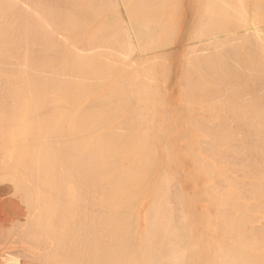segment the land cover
Masks as SVG:
<instances>
[{
    "label": "bare ground",
    "instance_id": "1",
    "mask_svg": "<svg viewBox=\"0 0 264 264\" xmlns=\"http://www.w3.org/2000/svg\"><path fill=\"white\" fill-rule=\"evenodd\" d=\"M59 1H61L60 3H59ZM137 1L138 0H98V2H100V3H103L101 6L100 5H96V4H93L94 2H92V0H0V17L1 16H4V18H2L3 20L4 19H6V17H9L7 14H9L10 15V17L12 16L13 17V20H11V22L8 20V18H7V22H5V21H3L2 20V22H0V23H2L1 25H0V31H1V26L3 25V24H5V23H7V25L8 24H10V25H8V26H13L14 25V27L15 28H17L18 29V27H20V25H21V32L23 33H21L24 37H25V39H26V41H29V42H37V43H40V46L42 47H40V48H38V49H36L37 51H40L41 53L43 52V54H45V56L43 55V54H41V56H42V59H40V61L38 60L41 56H39V57H37L36 58V60H38L39 62H40V64H36L35 66H34V64H35V61H32V60H28L29 58H31V57H29L28 59H26L27 57H26V55L27 54H29L30 52L31 53H34V52H32L33 50H31V48L32 47H30V50L29 49H27V50H29L30 52H28L27 50V52L26 51H24L23 53H21V51H20V53H21V55H19V56H21L20 58H21V60H20V62H17V64H15L16 66V68H14V72H12L11 71V69H9L8 71H9V73L10 74H7L6 76L8 77L9 76V78H7V81H6V83L7 82H9V85H12V87H15V88H18L17 86H20L18 89H22V87L24 88V87H30V89H29V91L31 90V88L34 86L36 89H39V88H37L38 86H41L40 88L41 89H39V90H41V91H43V89L44 90H46L47 88H49V86H51V88H53L55 91H54V93L51 91V93H53L52 95H53V103L48 107V106H44L43 107V105H44V103L42 104V106L40 107V105H38L37 107L36 106H34L35 108H32V104L31 103H29V106H31V109L30 108H27L26 106L25 107H23V108H26L25 109V111L23 112L22 110H21V115L20 116H17L16 118H14V117H12L13 118V120L14 121H12L11 122V124L9 123V121H8V126H11L10 127V129H9V131L10 132H12V133H10V135H8V137H6V140L4 141V139H3V142H1L0 141V150L2 149V150H4V152L5 151H7V154L8 153H11V156H12V159L11 160H9L7 157L9 156V154H8V156H6V158L9 160L7 163H5V164H7V166H8V168H10L12 171H13V174L11 175V178L9 179L8 178V181H10V184H11V186L12 187H8L7 186V188H11L12 189V191H11V193L12 194H14V195H16L17 194V190H19L20 189V187L24 190V193H25V195H26V199L28 200V201H31V199L33 200V199H36V201H38V202H40L41 203V205L43 206V208L42 209H50V211H52L50 214H52L54 211L55 212H57L56 214H58V211H60L61 209V215H62V213H63V206L65 207V206H67V210H68V212L71 214V215H75V213H76V211H77V213L81 210V208H80V205H81V203H78V201H79V199H78V197H79V195H81V193L83 192H81L80 194H78L79 192H80V189L81 188H83L82 186L80 187L79 185H83L84 184V182L86 181V183H87V186H86V189H82V190H85L87 193H88V198H87V200L89 199V197H91L90 199H92L94 196H92L93 195V193H94V191L96 190L97 191V193H99V194H95V197L97 196V195H99L98 197L100 198V202L99 203H97L98 205L96 206V209H97V211L98 212H100V214H101V217H100V219H97V220H99L98 221V223H97V227H95L96 229H98V242H96L95 241V239L94 238H92L95 242H96V245L94 244V242H93V244L95 245L94 247L95 248H93V250H95L97 247H99V246H97V243H99L100 244V251H101V253H99L100 255H101V260H97V257H96V261L98 262H101L102 261V263L101 264H221V263H223V264H249V262L247 263V261H250V260H252L253 258L254 259H256V258H258L259 257V259H261V260H257V261H259V263H260V261H261V263H262V259L264 258V250L263 251H261V250H259V248L261 249L262 247H264L263 245H262V243H263V240L261 241V244L259 243V245L257 244V242H258V238H257V241L256 240H252L255 236V233L253 234V238H252V234H251V240L252 241H256V244L258 245V246H261L262 245V247H259L258 249H257V252H258V250L260 251V253L261 254H263L262 256L260 255L259 256V254L257 255V252H256V247H257V245L255 244V246L256 247H254L253 246V248H255L254 250H255V252L256 253H252L251 252V255L252 254H256L255 255V257H248L250 254V252H249V247L251 246L250 244L251 243H249V242H246L247 241V239H248V236H249V233H252V230L255 228H252V230H251V232H246V233H248V235L246 236V238L247 239H245V241L244 240H242V239H240V242H241V244L239 245L238 243H240V242H237L234 238L237 236L236 234H235V231L237 232V226H238V228H240V225H239V223H237V224H235L236 222H233V223H231V224H233V225H231V229H229V228H227V226L228 225H226V226H224L222 223H224V221H223V216H222V218L220 217V221L222 220V222H220L222 225H223V227H225V228H223L222 229V231H226V230H234L235 229V227H234V225H237L236 226V230H234V233H233V231L231 232L232 234H234V235H236V236H234V238H232L233 237V235H230V232L228 231H226L227 232V234L225 233V232H222V236H224L225 237V239H226V241H228V240H232V239H234L232 242L230 241V243L229 242H225V241H222V240H220V239H218V240H220V241H222L223 242V244L225 245V243H228V245L229 246H231V248H230V250H232V249H234V251L233 252H231L230 251V254L228 253L229 251V249L227 250L226 249V251H228V252H226V253H228V254H223L224 253V249H223V253L221 252V250H220V252H218V254L220 255V259H223L224 258V256H227V258H224V260L225 259H227L226 261H223V262H221L220 261V259L218 258V259H216V261L215 262H213L214 260H215V256H214V252L212 253V251H210L212 248L211 247H209L208 246V248H211V249H207L206 247H205V245H206V243L204 244L203 243V240H202V243H201V240L199 241V239L201 238V236L199 237V239L198 238H196V234H195V231L197 230L196 228H198V227H196L195 229H193V225H192V223H191V218L194 216L195 218H196V216L195 215H193L192 216V214H191V212H192V209L194 208L193 207V202L191 203V201H189L190 200V196H188L189 197V200H188V198H186L185 196H186V194H188V193H190L189 192V187H188V193H186V191H183V192H185V195H184V199H182V198H180L179 197V195L178 194H180L179 192L180 191H174V190H172V191H170L171 193H173L174 194V192L175 193H177L178 192V194H174L175 196H173L170 192H169V190H167V187H168V184H167V181H169V182H171L172 183V181L171 180H167L166 181V177H163V178H166L164 181L166 182V183H164V181H163V183L166 185L167 184V186L165 187V185L163 184V186L160 184V183H162L161 181L159 182V184H157L158 183V180L157 181H155V179L156 178H159V177H161L160 175L158 176V177H155V179H153L154 177H152V176H154V172L153 171H149V168L148 169H144V165L143 166H141L140 164H137V161L138 162H142V161H144V160H142V158H141V156L139 157V154L141 155V153L139 152V154L137 155V151H139V147L137 148V149H135V147L137 146H133V147H131V148H128V149H126V147H127V145H128V141H129V143L131 144L130 146H132V144H135L134 142L136 141L137 142V139L136 138H138L136 135L139 133V131H137V133L135 132V129H133V124L131 123L130 124V121H132V120H130L131 119V117H130V115L132 114L131 113V111L129 112V114L130 115H128V111H126L128 108H129V105H132V104H134L133 103V101L132 100H130L131 102H132V104H129L128 105V108H126V110H125V112H124V114L127 112V116H129V117H125L124 116V114H123V110L124 109H120V108H123V107H125L127 104H122V105H124L123 107H121V102L120 101H122V100H120V97L119 98H117V96L116 97H114V94H118L119 95V93L121 94V96L124 98L125 96H123V95H125V93H126V90H127V86L125 87V85L127 84L128 85V87H129V83H131V81H132V83H134L133 81H135L134 80V78L132 79V77H131V75H130V77H127V76H125V77H123L124 76V74L123 73H121V75H122V77L121 76H119L120 74H118V76H119V79H118V77H114L116 80H114V81H117V82H115L114 83V81H112L114 78H113V76H115L117 73H119V71H117L113 76H112V74H113V72H111V73H109V74H111V77H112V79L110 78V75L109 76H107L114 84H115V86L113 87V85H112V89H111V92L109 93L108 91H109V88H108V91H107V89L106 90H104V92L105 91H107L108 93H100L101 91H98V93H100V95L98 94V93H96V91L94 92V93H96L97 95H99V96H101L102 98V100H100V98L99 99H95V97H93V99L91 100V99H87V95H86V93H88V92H86V90H85V88H84V85H88V83L87 84H84V82H87L88 80H90V78H92V76L90 75L91 73H90V67L91 66H93L92 64L94 63L93 61H90V59H87V56H88V58H91L90 56H91V54L92 55H95L96 54V56L99 58V56H100V54H101V52L103 51L102 49H104V48H108L109 47V45L107 44L108 42V40L109 41H111L112 42V40H114V41H116V42H113V44L115 43V45H114V47L116 48V49H118V46H119V49L118 50H120V54H125L124 55V57H128L129 58V56H128V54H130V52L131 51H133V49L132 48H134V42H131L130 40H132V41H135L136 40V43H137V47H140V48H142L143 49V46H142V43H143V40L144 39H146L147 37H146V35L145 34H148L149 32H148V30H146V26L144 27L143 25L144 24H146V22H145V20L148 18V17H146V18H144V22L143 21H141L142 23H139V21H140V13L138 14L137 13V11H138V7H137ZM148 1V0H147ZM147 1H145L146 3L145 4H147ZM150 1H152V0H150ZM164 1V0H163ZM165 1H167V0H165ZM173 2H174V0H172ZM171 1V2H172ZM181 1V0H180ZM186 1V0H185ZM184 1V2H185ZM191 1V0H190ZM194 1V3H195V1L196 2H198L197 0H193ZM215 1H218V0H209V6H212V4L214 5L216 2ZM223 1V2H222ZM236 1V0H235ZM238 2H239V0H237ZM244 1V0H243ZM246 1L247 0H245V2H242V0H241V3L239 4V7L242 5V3H245V5H246ZM249 2H250V0H248ZM247 1V2H248ZM256 1H260V0H256ZM264 1V0H263ZM262 0H261V4L263 5V2ZM176 2H177V0H176ZM184 2H181V3H183V4H186V3H184ZM215 2V3H214ZM228 2V1H227ZM232 2H234V1H232ZM248 2V3H249ZM253 2H254V0H253ZM96 3H97V0H96ZM100 3H98V4H100ZM143 3V2H142ZM159 3H160V0H159ZM168 3H170L169 1H168ZM190 3V2H189ZM199 3H202L203 4V2L202 1H199ZM199 3H195L196 5H194L193 3H191V4H193L194 6H192V9H194L193 7H197V10H198V8L200 9V7L198 6V4ZM207 3V4H208ZM223 3V4H222ZM224 3H226V0H221V2H218V4H222V5H224ZM229 3H231V0H230V2ZM257 3V2H256ZM149 4V3H148ZM164 4H166V3H164ZM179 4H180V2H179ZM178 4V5H179ZM183 4H182V6H183ZM206 3L204 4V5H207ZM233 4H235L236 6H238L237 4H236V2L235 3H233ZM250 4H251V2H250ZM249 4V5H250ZM255 4V3H254ZM140 5V4H139ZM144 5V4H143ZM151 5V4H150ZM162 5H163V2H162ZM176 5V4H175ZM177 5V6H178ZM189 5V4H188ZM199 5H201V4H199ZM217 5V3L214 5V6H216ZM228 6H226L225 8H227L226 9V12L225 13H227V10L229 9L228 7H229V4H227ZM241 6L242 8H246V6ZM256 5V4H255ZM259 4L257 3V6L255 7V10L258 12L259 10L261 11V9L264 7V5L262 6V5H260V8H259V6H258ZM100 6V7H99ZM156 6V5H155ZM155 6H153V8L155 7ZM168 6H170V5H168ZM167 6V4H166V6L165 7H168ZM172 6V5H171ZM180 6H181V4H180ZM203 6V5H202ZM209 6H207V8H206V10L208 9V7ZM221 6V5H220ZM235 6V8L237 9V7ZM251 6V5H250ZM261 6H262V8H261ZM139 7H141V6H139ZM145 7V6H144ZM163 7V6H162ZM164 7V8H165ZM205 7V6H204ZM203 7V8H204ZM222 7V6H221ZM232 7V10L230 9V11H233V5L231 6ZM240 7V8H241ZM251 7H253V5L251 6ZM100 8V9H99ZM118 8V9H117ZM146 8V7H145ZM150 8V7H149ZM148 8V9H149ZM152 8V7H151ZM159 8H160V6H159ZM158 8V9H159ZM172 8V7H171ZM188 8H190V6L188 7ZM187 8V9H188ZM203 8H202V10H203ZM211 8H213V7H210V10H211ZM219 8V7H218ZM223 8V7H222ZM239 8V9H240ZM242 8H241V10H242ZM245 8L243 9V11L242 12H244V10H245ZM247 8H248V6H247ZM247 8H246V10H247ZM120 9V10H119ZM142 9V8H141ZM156 9V8H155ZM169 9V8H168ZM179 9L180 10H183V9H181L180 7H179ZM191 9V8H190ZM192 9L191 10H186L187 11V13L189 12V13H191V15L193 14V11H192ZM217 8H214V10H216ZM238 9V10H239ZM250 9V8H249ZM132 10V11H131ZM143 10V9H142ZM162 10V9H161ZM165 10H167V8H165L164 9V11ZM177 10V9H176ZM185 10V9H184ZM209 10V9H208ZM207 10V11H208ZM225 10V9H224ZM254 10V9H253ZM255 10H254V14H256L255 13ZM263 10V9H262ZM179 11V10H178ZM190 11H192V12H190ZM207 11H206V13H207ZM217 11H218V9H217ZM216 11V12H217ZM219 11H221V8L219 9ZM218 11V12H219ZM223 11V10H222ZM234 11H235V9H234ZM138 12H140V11H138ZM142 12V11H141ZM144 12H146V11H144ZM153 12V11H152ZM151 12V13H152ZM194 12H197V11H194ZM198 12H199V10H198ZM197 12V13H198ZM200 12H201V9H200ZM200 12L198 13V14H200ZM211 13H214V11L212 12V11H210ZM215 12V13H216ZM217 12V13H218ZM236 12H240V11H236ZM248 12H251V14L250 15H252L253 14V12L251 11V9H250V11H248ZM150 13V14H151ZM164 13V12H163ZM165 13H167V15L169 14L167 11H165ZM164 13V15H166ZM175 13V12H174ZM180 13V11L176 14V16H175V18H174V15L173 14H171L173 17H172V19L174 18V19H176V20H174L175 21V24H176V21H179V19H177L176 17H177V15ZM183 13L184 12H182V15H183ZM186 13V12H185ZM186 13V14H187ZM205 13V12H204ZM203 13V14H204ZM214 13V15L216 16V14ZM224 13V11L222 12V14ZM230 14H231V12H229ZM241 13V12H240ZM263 14H264V11L262 12ZM145 13H143V15H144ZM219 14H220V12H219ZM234 14V13H233ZM242 14V13H241ZM240 14V15H241ZM244 14H245V12H244ZM246 14H247V12H246ZM245 14V15H246ZM254 14H253V16H254ZM5 15H6V17H5ZM149 15V14H148ZM181 15V16H182ZM190 15V14H189ZM189 15H187L188 17H189ZM205 15V14H204ZM203 15V16H204ZM211 18L213 17V16H211L210 15V13L208 14ZM213 15V14H212ZM221 15V14H220ZM236 15H237V13H236ZM235 15V16H236ZM243 15V14H242ZM248 15V14H247ZM144 16H146V15H144ZM149 16H151V15H149ZM163 16V15H162ZM170 16V14L168 15V17ZM179 16H180V14H179ZM184 16V15H183ZM196 16H197V14H196ZM195 16V13H194V18L193 19H198V17H196ZM200 18H201V15H198ZM222 16V15H221ZM223 16L225 17V15L223 14ZM222 16V17H223ZM232 16V14L230 15V17ZM260 16H262V14L260 15ZM156 17V16H155ZM160 17V16H159ZM164 17V19L166 20V18H165V16H163ZM185 17H186V15H185ZM186 17V18H184V21H185V23H188L189 21H188V19H190L191 17ZM210 17H207L208 18V20L209 19H211ZM222 17H220V18H222ZM238 17H239V15H238ZM242 17V16H241ZM247 16H244V18H246ZM61 20H60V19ZM107 18V19H106ZM218 18V17H217ZM220 18H219V20H220ZM226 18V17H225ZM234 18V17H233ZM254 18V17H253ZM264 17H261V22H262V19H263ZM1 19V18H0ZM105 19H106V21H105ZM149 19V18H148ZM157 19V20H156ZM156 19H153V16H152V20L154 21V20H156V21H154V25H157V28L159 27V25H160V23H159V25L157 24V22H162L161 23V25H163V23L165 22V21H161L160 19L158 20V18H156ZM180 19H182V18H180ZM187 21H186V20ZM192 19V20H193ZM214 19H215V17H214ZM227 19H228V21H230V19H229V16L227 17ZM235 19V18H234ZM237 19V18H236ZM234 20L235 22L237 21V20ZM247 19H248V21L246 20V23L247 22H251L250 21V18L249 17H247ZM255 19V18H254ZM97 21V22H94V21ZM119 20V21H118ZM142 20H143V18H142ZM151 20V19H150ZM147 21L148 23H152V21ZM167 20H168V23H169V21L171 20L170 18L168 19L167 18ZM183 20V19H182ZM182 20H180V21H182ZM201 19H199L198 20V22H196L197 20H193L194 22H196L195 24H197V27H196V31L198 32H200V30H198V28H199V26H198V24H199V22H204V18H203V21L201 20ZM206 20V19H205ZM212 20H213V18H212ZM225 20V19H224ZM233 19H231V21H232ZM243 19H241V21H242ZM245 20H243V22L245 21ZM1 21V20H0ZM111 21H114L115 22V24H116V21H118V23L120 22V24H116V26H115V29H111L110 30V24H106L105 26H108L107 27V31H106V34H107V32L109 31V33L106 35V37H107V40H106V42H104L103 41V39H106V37L105 38H103V37H100V39L97 37L98 35L99 36H101V33L99 34V32H101L102 30H103V28L101 29L100 28V26H101V24L103 25V23H110ZM211 21V20H210ZM226 21V20H225ZM227 21V22H228ZM234 21H232V23L230 22V24H233L234 23ZM255 21H257L256 19H255ZM255 21L253 22L254 23V25H256V23H255ZM5 22V23H4ZM8 22H10V23H8ZM114 22H111V23H113L114 24ZM123 22H124V24H123ZM192 22V21H191ZM194 22H192L191 24L192 25H194ZM208 22V21H207ZM206 22V23H207ZM216 22V24H217V22H218V20L217 21H215ZM222 22V21H221ZM221 22H218V23H221ZM239 22V21H238ZM237 22V23H238ZM95 23H97V24H100L99 25V30H101V31H99V32H97V33H94V32H92L91 31V29L92 28H90V27H92L93 26V24ZM166 23H167V21H166ZM171 23V22H170ZM169 23V24H170ZM174 23V22H173ZM182 23V22H181ZM180 23V24H181ZM226 23V22H225ZM225 23H223L222 24V26H224V24ZM237 23H234V25H237ZM252 23V22H251ZM253 23L251 24V25H253ZM20 24V25H19ZM27 24H29V25H27ZM92 26H91V25ZM94 24V27L95 26H97V24L95 25ZM114 24V25H115ZM179 24V23H178ZM178 24H177V26H178ZM182 24H184V23H182ZM181 24V25H182ZM191 24L189 25L190 27H192L191 26ZM214 24V23H213ZM216 24H214V25H216ZM228 24V26L231 28L232 27V25L230 26V24L229 23H227ZM248 24V23H247ZM247 24H246V26H247ZM6 25V26H7ZM16 25H18V26H16ZM112 25V24H111ZM151 25H153V24H151ZM161 25H160V27H161ZM165 25V24H164ZM181 25H179V26H181ZM211 25H212V22H211ZM239 26H237L238 28H242V25H245V23H242L241 22V24L239 23L238 24ZM241 25V26H240ZM257 25H258V23H257ZM261 25V24H260ZM113 26V25H112ZM170 26V25H169ZM168 25H166V27H165V29L164 28H162V29H164V30H166V28H170ZM171 26H173V24L171 23ZM174 26H176V25H174ZM184 26V25H183ZM182 26V27H183ZM187 26V25H186ZM195 26V25H194ZM194 26H193V29H194ZM202 26H205L206 27V25H203L202 24ZM209 26H210V24H209ZM208 26V27H209ZM219 26V25H218ZM218 26H216L217 28H218ZM246 26H245V28H246ZM5 28V26H2V28ZM104 27V26H103ZM152 27H154V28H156V26H152ZM163 27V26H162ZM181 27V28H182ZM208 27H206V29L208 28ZM214 26H212V27H210V31H212V28H213ZM216 27H215V29H216ZM220 27V26H219ZM225 27V26H224ZM223 27V28H224ZM259 27V26H258ZM261 27V26H260ZM8 29H9V27H7ZM12 28V27H11ZM19 28V29H20ZM97 27L95 28V30H97L98 29ZM171 28H174V27H171ZM170 28V30H173V29H171ZM181 28L179 27V29H180V31H181ZM186 28V27H185ZM189 28V27H188ZM235 26L234 27H232L231 29H234L235 30ZM237 28V29H238ZM257 28V27H256ZM256 28H254V29H256ZM264 28V27H263ZM17 29H16V31H17ZM162 29H160L161 31H159V30H156V29H154L155 31H150V32H152V34L149 36L150 37V41H152L151 40V38L152 39H154L155 37L153 36V34L155 35L156 33H157V31H159L160 33H162ZM187 29V28H186ZM185 29V30H186ZM193 29L191 28L190 30H192L193 31ZM215 29H213V30H215ZM228 29V30H227ZM6 31H8L7 29H5ZM5 30H3L2 29V32L3 31H5ZM13 30H14V28H13ZM62 30V33L60 32ZM151 30H152V28H151ZM183 30H184V28H183ZM183 30L181 31V32H183ZM189 30V29H188ZM202 30V29H201ZM220 30H222V28H220ZM226 30L227 31H229L230 29L227 27L226 28ZM233 30V31H234ZM242 30V29H241ZM12 31V30H11ZM15 31V30H14ZM15 31V33H17V32H19L20 33V31H17L16 32ZM98 31V30H97ZM104 31V30H103ZM102 31V32H103ZM167 31V30H166ZM174 31H179V30H177V29H174ZM192 31H191V33H192ZM204 31H205V29H204ZM209 31V32H210ZM217 31V30H216ZM215 31V32H216ZM223 32H224V29L222 30ZM222 31H220L221 33H222ZM226 31V32H227ZM249 30H245V32H247V33H245L244 34V36L247 34V36L248 37H250V35L248 34L249 32L251 33V31H249ZM261 31V30H260ZM260 31H259V33H260ZM112 32V33H111ZM155 32V33H154ZM158 32V33H159ZM165 31H163V33H164ZM180 32V33H181ZM194 32V31H193ZM198 32V33H199ZM202 32V31H201ZM200 32V33H201ZM205 32H207V31H205ZM212 32H214V31H212ZM214 32V33H215ZM158 33H157V35H155L156 36V38L158 37ZM167 33V32H166ZM176 33V32H175ZM178 33V32H177ZM180 33H178V34H180ZM185 33V32H184ZM183 33V35H184V38H183V40H184V43H185V41L186 42H188V40H190L191 41V39H189V37H188V40L185 38V36L187 35L186 33V35ZM198 33H196V35L198 34ZM211 33V32H210ZM213 33V34H214ZM217 33H219V32H217ZM244 32H241V34H240V36L243 34ZM262 34H264V32H261ZM4 33H2V35H3ZM6 34H8L7 32H6ZM5 34V35H6ZM9 34H11V32L9 33ZM18 34V33H17ZM172 34H174V33H172ZM172 34H170V36L172 35ZM175 35V36H177L178 38L180 37L179 35ZM195 35V32L194 33H192V35ZM202 34H203V32H202ZM204 34H206V33H204ZM212 34V35H213ZM234 34V33H233ZM236 34H238V33H236ZM253 34H258L257 33V31L255 32V30H254V33ZM252 34V35H253ZM1 35V36H2ZM5 35H4V37H5ZM12 35V34H11ZM14 35V34H13ZM20 35V34H19ZM103 35V34H102ZM105 35V34H104ZM149 35V34H148ZM189 35H190V32H189ZM193 35V36H194ZM201 35V34H200ZM207 35V34H206ZM7 36V35H6ZM60 36H62V38H60ZM145 36V37H144ZM162 36L164 37V34H162ZM161 36V37H162ZM198 36V38H200L199 37V34L197 35ZM196 36V37H197ZM229 36H231V35H229ZM228 36V37H229ZM232 36H234V35H232ZM247 36H245L246 37V39H248V37ZM254 36V35H253ZM260 36L262 37V35L260 34L259 36H257V37H259L260 38ZM11 37H13V36H11ZM14 37H15V35H14ZM149 37L146 39V43H147V46H146V48L147 47H149L150 46V44L151 43H148V42H150V41H148L147 42V40L149 39ZM174 36L172 35V38H173ZM203 37V36H202ZM206 37V36H205ZM223 37V36H222ZM234 37H236V36H234ZM233 37V39H235ZM255 37H256V35H255ZM8 38V37H7ZM6 38V39H7ZM60 38V40L62 39L63 41H60V40H58ZM96 38H98V39H96ZM155 38V39H156ZM160 38V37H159ZM159 38H157V39H159ZM168 38H170L171 39V37H169V35H168ZM175 38V37H174ZM195 38V37H194ZM237 38H239V36H237ZM240 38H244V37H240ZM239 38V39H240ZM252 38V36L250 37V39ZM2 39V38H1ZM5 39V38H4ZM24 39V40H25ZM94 39H96V41H98V40H101V41H103V42H99V43H97ZM112 39V40H111ZM117 39V40H116ZM166 39H167V37H166ZM166 39H164L165 40V42H163V43H161L162 41H163V39L161 40V42H159V43H161L160 44V46L163 44V45H166L165 43L167 42V41H170L169 39L166 41ZM186 39V40H185ZM196 39V38H195ZM195 39H192V40H195ZM222 39V38H221ZM220 38L218 39L219 41L221 40ZM229 39V38H228ZM232 39V38H231ZM232 39V40H233ZM242 39H240V43H239V41L237 40V42L239 43V44H242L243 42L242 41H247V40H245V38H244V40H242ZM253 39H254V37H253ZM256 39V38H255ZM261 39V38H260ZM262 39H264V36L262 37ZM3 40V39H2ZM89 40H91V41H89ZM92 40H94V45L96 46V44H98L97 46H101L100 48H102L101 50H99V48H97V46H96V48L97 49H95L96 50V52H98V53H96L95 51H91V52H94L95 54H93V53H91L88 49H89V47H90V45H91V43H89L90 45H89V47H88V49H87V47H86V50H88V52H90V53H88V52H86V50L84 49V47H83V44L85 43L86 45H87V42L89 41V42H92ZM179 40H180V38H179ZM242 40V41H241ZM249 40V39H248ZM257 40H258V38H257ZM20 40L18 39V42H19ZM57 41H59V43L57 42ZM155 41V40H154ZM157 41V40H156ZM171 41H172V39H171ZM170 41V42H171ZM174 41V40H173ZM178 41V40H177ZM177 41H176V38H175V41L174 42H176L175 44H178L180 41H178V43H177ZM209 41V40H208ZM224 41V40H223ZM223 41L221 40V42L223 43ZM227 41V40H226ZM251 41H252V39H251ZM251 41H249V42H251ZM0 42H1V40H0ZM9 41H7V43H8ZM15 42V41H14ZM62 42V43H61ZM153 42V41H152ZM158 42V41H157ZM157 42H155V43H157ZM173 42V43H174ZM202 42V41H201ZM200 41H198L197 43H196V46L197 47H195L196 48V50H197V48L199 49V47H201L202 46V48H200L199 49V51L197 52L193 47L191 48L190 47V45H187L186 47H184L188 52H189V54L191 55V52L192 51H195V52H197V53H194L193 52V54H202L204 51H206L204 54H206L207 52H208V50H209V47H207V46H204V45H202V43H201ZM205 42V41H204ZM212 42V41H211ZM214 42H216V41H214ZM213 42V43H214ZM220 42V43H221ZM242 42V43H241ZM249 42H247V44L249 43ZM255 42V40L253 41V43ZM19 43H21V41L19 42ZM25 44H19V45H22V46H24V48H25V45L28 47V42L26 43V42H24ZM96 43V44H95ZM102 45H101V44ZM118 45H117V44ZM154 43V46L151 44V46L150 47H154L155 48V50L157 49V47H155V46H157L158 44H155ZM182 43V42H181ZM201 43V44H200ZM230 43H231V40H230ZM235 43H236V40H235ZM235 43H233V44H235ZM237 43V45L239 46V44ZM253 43H250V44H248V46H249V48H251L252 47V44ZM257 43H258V46L260 45L261 46V44L263 43H260V41L258 42L257 41ZM256 43V44H257ZM260 43V44H259ZM3 44V43H2ZM13 44V43H12ZM64 45V50H63V52L60 54V51H61V49H63V45ZM100 44V45H99ZM106 44H107V46H106ZM109 44H111V46L113 45L112 43H110L109 42ZM149 44V45H148ZM167 44H168V42H167ZM172 44V43H171ZM183 44V43H182ZM204 44V43H203ZM209 44V43H208ZM216 44H218V42L216 43ZM224 44V43H223ZM223 44H221L222 45V47H223ZM226 44V43H225ZM244 44H245V42H244ZM243 44V45H244ZM264 44V43H263ZM60 45V46H59ZM93 44H92V47L94 46ZM144 45V44H143ZM163 45L161 46V47H163ZM170 45V44H169ZM181 45V44H180ZM194 46H195V44H193ZM237 45H235V47H237ZM242 45V46H243ZM255 45V43L253 44V46ZM0 46H2V45H0ZM6 46H7V44H6ZM22 46H20L19 48L20 49H24ZM103 46H104V48H103ZM110 46V47H111ZM142 46V47H141ZM159 46V47H160ZM168 46V45H167ZM175 45H173V47H174ZM185 46V45H184ZM203 46H204V50L202 51V49H203ZM219 46V45H218ZM241 46V45H240ZM241 46V47H242ZM248 46H246V44L243 46V48H247ZM251 46V47H250ZM256 46V45H255ZM254 46V47H255ZM258 46H256V48H258ZM10 47V46H9ZM37 47V46H36ZM92 47H90V48H92ZM180 47V49L178 50V47H177V49H175L177 52H180V50L182 51V47L183 46H179ZM187 47H189V48H191V49H188ZM205 47L206 48H208V49H206L205 50ZM219 47H221V46H219ZM234 47V48H235ZM241 47H237L238 48V50L237 51H239V50H242L241 52V54H240V52H238L237 53V55L239 54V56H240V60H239V57H238V60H239V62L241 61V59L245 56V55H243V57L241 58V56H242V54L245 52H243V50L244 49H242ZM262 47H264V46H262ZM5 48V50L7 51V48L6 47H4ZM14 48H16V47H14ZM29 48V47H28ZM59 48H61V49H59ZM112 48V47H111ZM111 48H108V49H110L109 51L111 52ZM145 48V50H151V48H147L146 49ZM176 48V47H175ZM213 48V47H212ZM224 48V47H223ZM223 48H221L222 50H224ZM226 48H228V47H226ZM229 48H231V47H229ZM239 48H241V49H239ZM248 48V50L250 51L251 49H249ZM260 48V47H259ZM259 48H258V52H259V54H260V50H259ZM0 49H2V47H0ZM17 49H18V46H17ZM15 50V51H18V50H20V49H18V50ZM33 49V48H32ZM35 49V48H34ZM42 51H41V50ZM153 49V48H152ZM171 49H173V48H171ZM219 48H217V50H218ZM220 49V50H221ZM13 50V49H12ZM60 50V51H59ZM90 50H92V49H90ZM141 50V49H140ZM144 49H143V51H145ZM190 50H192L191 52H190ZM211 50V49H210ZM217 50L215 51L214 50V53L215 52H217ZM231 50V49H230ZM246 50V49H245ZM252 50H255V48L253 49L252 48ZM35 51V50H34ZM101 51V52H100ZM105 51H108V50H105ZM105 51H103V52H105ZM108 51V52H109ZM113 51L114 50H112V53H113ZM116 52H117V50H115ZM130 51V52H129ZM167 51V50H166ZM166 51H164V53L166 52ZM171 51V50H170ZM170 51H167L169 54L167 55V53H165V55H167V59L169 58V61L171 60V57H172V51L170 52ZM200 51H202V52H200ZM225 51H227V50H225ZM229 51V50H228ZM256 51H257V49H256ZM261 51H263V53H264V48H263V50H261ZM8 52H10V50L8 51ZM102 52V53H103ZM113 53V54H117V53ZM127 52H129L128 54H127ZM184 52H185V50H184ZM188 52H187V54H188ZM221 52V51H220ZM219 52V50H218V53H220ZM231 52V54L233 53L232 51H230ZM236 51L234 50V53H235ZM7 53V52H6ZM18 53V52H17ZM39 53V52H38ZM159 53V52H158ZM171 53V54H170ZM213 53V52H212ZM227 53V52H226ZM246 53V52H245ZM249 54L251 53V51L250 52H248ZM3 52H2V50H1V53H0V56L1 57H4L3 56ZM10 54V53H9ZM36 54H37V52H36ZM40 54V53H39ZM87 54H89V55H87ZM104 54V53H103ZM103 54H101V56L103 57ZM113 54H109V53H107L105 56H106V58L105 59H109V58H107V55H112L113 57H114V55ZM152 54H155V53H152ZM157 54V53H156ZM156 54H155V57L154 56H150V55H148V56H150V57H153L154 59L157 57L156 56ZM160 54H162L161 52H160ZM183 54V53H182ZM185 54H186V52H185ZM187 55V57L189 56V58H190V55ZM199 55V56H203V55ZM256 54H258V53H256ZM14 55V54H13ZM31 55V54H30ZM144 55V54H143ZM158 55V54H157ZM163 55V54H162ZM208 55V54H207ZM206 55V56H207ZM216 55V54H215ZM214 55V57H215V59L217 58L216 56ZM233 55V54H232ZM252 55H254V51L252 52ZM252 55H250V57H252ZM261 55V54H260ZM5 56L6 57H8L6 54H5ZM11 55H9V57H10ZM16 56H18V55H16ZM33 56V55H32ZM43 56L44 57H46L45 58V62H43L42 60H43ZM61 56V57H60ZM95 56V57H96ZM100 56V57H101ZM109 56V57H110ZM111 56V57H112ZM117 56V55H116ZM132 56H134L133 54L131 55V57ZM147 56V55H146ZM146 56H144L145 57V59H146ZM161 56V55H160ZM171 56V57H170ZM229 56H230V54H229ZM247 56V55H246ZM255 56H257V55H255ZM262 56V55H261ZM34 59H35V53H34ZM60 57V58H59ZM94 57V56H93ZM94 57V58H95ZM112 57V58H113ZM121 57V55L119 56V58ZM150 57H147V59H149ZM162 57H164V55L162 56ZM162 57L161 58H159V57H157V58H159V61L160 62H158L156 59V61L158 62V64L160 65V63H161V65H162V67H165L166 68V66H168L167 65V62H165L166 63V66H165V64H163L164 63V60H162ZM166 57V56H165ZM182 57H184L185 58V55L184 56H182ZM181 57V58H182ZM213 57V56H212ZM225 57H226V54H225ZM234 57V56H233ZM236 57V56H235ZM11 58H13V57H11ZM97 58V59H98ZM117 58H118V56H117ZM127 58V59H128ZM138 58V57H137ZM141 58V57H140ZM191 58H192V55H191ZM200 58V57H199ZM210 59H211V57H209ZM231 58V57H230ZM230 58L228 59L229 61H230ZM245 58V57H244ZM243 58V59H244ZM254 58V57H253ZM259 58V57H258ZM262 58H264L263 56L261 57V59ZM5 59V58H4ZM17 61H18V59L17 58H15ZM33 59V58H32ZM56 59V60H55ZM60 59V60H59ZM121 59H122V57H121ZM127 59H124L123 60V63H121L122 65H124V61L126 60L127 61ZM132 59H134L135 60V58H130V60H132ZM142 59V61L141 62H139V63H141L140 64V67H141V65H142V63H145V61H147V60H143V58H141ZM164 59V58H163ZM193 59V58H192ZM203 59V58H202ZM205 59V58H204ZM214 58H212V60H213ZM237 59V58H236ZM248 59V58H247ZM246 59V61L248 62V60ZM57 60H59L58 62V65L59 66H55L54 64H56L57 65V63L55 62V61H57ZM62 60V61H61ZM94 60V59H93ZM99 60H100V58H99ZM102 61H103V59H101ZM110 61L112 60L111 58L109 59ZM115 60V59H114ZM119 59H116L115 61H114V63L116 62L117 63V61H118ZM129 60V63L128 62H126V63H128V64H126V65H128V67L132 64V66L134 67L133 69H135V65H134V63L135 62H131ZM134 60H132V61H134ZM140 60V59H139ZM155 60H152V61H155ZM217 60H219V59H217ZM225 60V59H224ZM227 60V59H226ZM227 60V61H228ZM249 60H250V58H249ZM255 60H256V58H255ZM258 61H259V59H257ZM8 61V60H7ZM61 61V62H60ZM110 61H108V63L110 62ZM150 61V60H149ZM166 61V60H165ZM173 61V60H172ZM176 61V60H175ZM197 61V60H196ZM196 61H194L195 63H196ZM204 61V60H203ZM215 61V60H214ZM232 61H233V59H232ZM234 61H236V60H234ZM243 61H245V59L243 60ZM245 61V62H246ZM251 61H253V59L251 58V60L249 61V62H251ZM261 62H262V60H260ZM259 61V62H260ZM37 62V61H36ZM91 62H93V63H91ZM111 62H113V60L111 61ZM119 63L121 62V60L120 61H118ZM130 62H131V64H130ZM136 62H137V60H136ZM151 62V61H150ZM157 62L155 63V62H153V65L155 64V67H156V65H157ZM163 62V63H162ZM179 62V61H178ZM199 62H200V60H199ZM207 62V61H206ZM209 62H211V61H209ZM219 62H222V61H219ZM226 62V61H225ZM261 62H260V64H261ZM1 63V62H0ZM10 63V62H9ZM12 63V62H11ZM38 63V62H37ZM76 63H78V64H76ZM97 63H98V61H97ZM99 63H101L102 64V66L105 64V63H107V61L104 63V61H103V63L100 61ZM108 63L106 64V65H104V66H106V67H108L107 65H108ZM181 63V62H180ZM184 63V62H183ZM186 63H187V61H186ZM190 63V62H189ZM198 63V62H197ZM202 63V62H201ZM224 63V62H223ZM229 63V62H228ZM235 63V62H234ZM254 63V62H253ZM252 63V64H253ZM76 64V66H74ZM148 64V63H147ZM194 64V63H193ZM200 64V63H199ZM208 64V63H207ZM217 64V63H216ZM226 64V63H225ZM223 65V66H226V65ZM250 64V63H249ZM9 65V64H8ZM110 65H111V63H110ZM113 65V64H112ZM137 66L136 67H138V64H136ZM149 65V64H148ZM153 65H151L150 64V68L152 69V68H154L155 69V67H153ZM170 66H168V68L169 67H171V64H169ZM196 65H198V64H196ZM209 65V64H208ZM218 65L219 64H217V67H218ZM248 65V64H247ZM6 66H7V64H6ZM14 67V64H13V66H12V64L11 65H9L8 67ZM18 66V67H17ZM55 66V67H54ZM95 66V65H94ZM92 67L91 69H94V68H97L96 66L95 67ZM102 66L100 67V65L98 64V67H100V69L102 68ZM143 66H144V64H143ZM152 66V67H151ZM172 66H177V65H172ZM181 66V65H180ZM179 66V67H180ZM187 66H189V65H187ZM211 66V65H210ZM220 67H221V65H219ZM228 66V65H227ZM233 66V65H232ZM245 66V64L243 65V67ZM250 66V68H251V65H249ZM249 66L247 67V68H249ZM259 67H261L260 65H258ZM264 66V64L262 65V67ZM2 67V66H1ZM27 67H29V68H27ZM105 67V68H106ZM118 68H120V69H122L121 68V65L119 66H117ZM139 67V68H140ZM145 67H148V66H144V68ZM159 67V66H158ZM162 67L160 66V68L162 69ZM181 67H183V66H181ZM191 67V66H190ZM194 67V66H193ZM199 67H200V65H199ZM207 67V66H206ZM230 67V66H229ZM238 67H239V64H238ZM238 67H235V68H238ZM243 67H241V68H243ZM253 67V66H252ZM259 67H257V68H259ZM4 67H2V68H0V70L1 69H3ZM104 68V67H103ZM102 68V69H103ZM113 68V67H112ZM116 68V66H114V69ZM117 68V69H118ZM125 68V67H124ZM149 68V69H150ZM159 68V69H160ZM168 68H166V69H168ZM173 68V67H172ZM211 68V67H210ZM209 68V69H210ZM213 68V67H212ZM221 68H223V67H221ZM231 69H232V67H230ZM229 68V69H230ZM250 68H249V70H250ZM110 69V68H109ZM117 69H115V70H117ZM143 69V67L142 68H140V70H142ZM148 68H146L145 69V71L144 72H146V74H145V77H142V80H143V78H144V80H145V78H146V76H148L149 75V73H148V70H147ZM158 69V68H157ZM158 69V70H159ZM165 69V70H166ZM171 69V68H170ZM175 69V68H174ZM188 69V68H187ZM194 69V68H193ZM198 69V68H197ZM197 69H195V71L197 70ZM217 69V68H216ZM228 69V70H229ZM239 69H240V67H239ZM245 69V68H244ZM253 69H255V68H253ZM260 69H262V68H260ZM264 69V68H263ZM5 70V69H4ZM96 69H94L93 71H95ZM119 70V69H118ZM131 70H132V68H131ZM137 70H138V68H137ZM140 70H138V72L140 71ZM169 70V69H168ZM177 70L179 71V68H177ZM188 70H190V69H188ZM203 70V72L205 71L204 70V68L202 69ZM215 70V69H214ZM249 70H247L248 72H249ZM1 71H3V70H1ZM6 71V70H5ZM5 71L4 72H1V73H5ZM106 71V70H105ZM109 71H111V70H109ZM128 71V70H127ZM127 71H125L126 73H127ZM150 71V70H149ZM157 70H155V71H150V72H155L156 73V75H157V72H156ZM162 71V70H161ZM200 71H201V69H200ZM211 71V70H210ZM220 71H221V69H220ZM218 69H217V72H220ZM233 71H236V70H234L233 69ZM232 71V72H233ZM246 71V70H245ZM257 71H259V73H260V70L258 69ZM257 71L255 72V73H257ZM96 72V71H95ZM115 72V71H114ZM120 72H123L122 70H120ZM124 72V73H125ZM129 72V71H128ZM131 72V71H130ZM132 72H135V74H137V71H132ZM142 71H140V73H141ZM144 72H143V74H144ZM159 72H160V70L158 71V77H160L162 74H160V76H159ZM170 73H169V78H168V80L166 81V85H165V87H166V89L168 90V88H169V85H170V83H171V76H174V70L172 69V71L170 70L169 71ZM180 72V71H179ZM189 71H186V73H188ZM193 72V71H192ZM197 72V71H196ZM208 73H210L209 71H207ZM207 72H206V74H207ZM232 72H230V70H229V73H231L232 74ZM238 72V71H237ZM236 72V73H237ZM252 72V71H251ZM251 72H249V73H251ZM0 73V74H1ZM6 73H7V71H6ZM90 73V74H89ZM97 73L98 74H96L95 73V78L97 77V75H98V77L99 76H101L100 78V80L98 81V83H97V80H96V83H97V85L98 86H100L99 88H102L103 87V85L102 84H104V86H105V83L107 84V86H108V83H107V77H106V75H105V77H103L104 75H103V73L104 74H106V72H104V71H100L99 69H97ZM147 73H148V75H147ZM154 73V74H155ZM163 73H165V72H163ZM191 73V72H190ZM195 73V72H194ZM213 73V72H212ZM221 73V72H220ZM224 73V69H223V71H222V74ZM225 73H227L226 71H225ZM224 73V74H225ZM240 73V72H239ZM243 73H244V71H243ZM263 73V72H262ZM101 74V75H100ZM133 76H137V75H134L133 73H131ZM142 74V73H141ZM179 74V73H178ZM199 74V73H198ZM200 74H201V77H202V75H205V74H202L201 72H200ZM216 74V73H215ZM219 74V73H218ZM254 74V73H253ZM264 74V73H263ZM262 74V75H263ZM92 75H93V73H92ZM126 75V74H125ZM151 75H153V74H151ZM151 75L150 76H148L147 77V79L149 78V77H151ZM196 75V74H195ZM195 75H192V76H195ZM225 75H227V74H225ZM224 75V76H225ZM235 75V74H234ZM244 75H246L245 73L243 74V76ZM250 75V78H251V74H249ZM257 75V74H256ZM259 75H261V74H259ZM258 75V76H259ZM117 76V75H116ZM129 76V75H128ZM139 77H137L138 78V81H139V78H140V74L138 75ZM154 76V75H153ZM163 76L164 75H162V78H163ZM196 76H199V75H196ZM206 76V75H205ZM224 76H223V78H224ZM238 76H239V74H238ZM247 76H248V74H247ZM246 76V78H248ZM1 77V76H0ZM2 77H4V76H2ZM93 77V78H94ZM121 77V78H120ZM176 77V76H175ZM180 77V76H179ZM187 77V76H186ZM208 77V76H207ZM209 77L211 78V76H210V74H209ZM216 77H217V75H216ZM241 77H242V75H241ZM260 77V76H259ZM92 78V79H93ZM94 78V79H95ZM103 78H105L106 79V82H104L103 83ZM152 78V77H151ZM174 78V77H173ZM183 78H184V76H183ZM198 78V77H197ZM200 78V77H199ZM209 78V79H210ZM213 78V77H212ZM211 78V79H212ZM231 79H232V77H230ZM249 78V79H250ZM263 78V77H262ZM3 79V78H2ZM94 79H93V81H94ZM99 79V78H98ZM153 79L155 80V77H153ZM180 79V78H179ZM191 79V78H190ZM189 79V80H190ZM207 79V78H206ZM214 80H215V78H213ZM221 78H219V80H220ZM228 79V78H227ZM231 79H229V80H231ZM237 79V78H236ZM252 79H253V77H252ZM5 80H6V77H5ZM102 80V81H101ZM137 80V79H136ZM140 80H141V78H140ZM148 80H150V81H152V82H150V83H153V86H155L156 84H157V79L154 81V80H151L150 78L148 79ZM147 80V81H148ZM177 80H178V78H177ZM199 80H203V78L202 79H199ZM213 80V81H214ZM217 80V79H216ZM226 79H224V80H222L223 82L225 81ZM233 81H235L234 80V78L232 79ZM231 80V81H232ZM242 80V79H241ZM262 80H264V78L262 79ZM1 81V80H0ZM137 81V82H138ZM155 83H154V82ZM160 80H158V82H159ZM185 81H186V79H185ZM192 81H193V83H194V79H192ZM191 81V82H192ZM204 81H206V80H204ZM203 81V82H204ZM251 81V80H250ZM259 81H261V78L259 79ZM75 82V83H74ZM82 83L81 84V87H83L84 88V93H81V92H83V90H81L80 92L79 91H77V88H76V90L74 89L76 86H74L76 83L77 84H79V83ZM90 82V81H89ZM136 82V84H135V86L137 85V84H139L140 83V81H139V83H137ZM144 83L146 82V81H143ZM149 82H147L148 83V85H149ZM173 82H175V81H173ZM180 82V81H179ZM181 82H183V81H181ZM198 82V81H197ZM201 82V81H200ZM207 82V81H206ZM206 82H204L205 84H207ZM215 82V81H214ZM216 82H219V81H216ZM215 82V83H216ZM227 82L228 83H230L228 80H227ZM226 82V83H227ZM246 82H247V80H246ZM91 83V82H90ZM89 83V85H91ZM109 83H110V81H109ZM142 83V86L143 85H145V84H147V83ZM161 83V82H160ZM168 83H169V85H168ZM213 83V82H212ZM219 83H221V82H219ZM227 83V84H228ZM251 83V82H250ZM252 83H254V82H252ZM256 83V82H255ZM254 83V84H255ZM261 83V82H260ZM2 84H3V82H2ZM5 84V83H4ZM36 84V85H35ZM155 84V85H154ZM173 84V83H172ZM181 84V83H180ZM180 84H178V85H180ZM234 84V83H233ZM233 84H230V85H233ZM241 84V83H240ZM248 84V83H247ZM262 84H264V83H262ZM7 85V84H6ZM89 85H88V87H89ZM92 85H95V83L93 84L92 83ZM91 85V86H92ZM132 85V84H131ZM130 85V88L132 87V86H134V85H132L131 86ZM140 85V84H139ZM147 85V86H148ZM162 84H158V86H161ZM182 85V84H181ZM209 85V84H208ZM207 85V86H208ZM218 85V84H217ZM221 85V84H220ZM225 85V83L223 84V86ZM244 85V84H243ZM243 85H241V86H243ZM249 86H251L250 84H248ZM37 86V87H36ZM43 86V87H42ZM47 87L46 89L44 88V87ZM90 86V87H91ZM106 86V87H107ZM150 86V88L152 87L151 85H149ZM158 86H157V88H158ZM189 86V85H188ZM192 86V85H191ZM211 86H213V85H211ZM216 86V85H215ZM235 86H239V84L238 85H235ZM241 86H239V87H241ZM2 87V86H1ZM5 87V86H4ZM11 87V88H12ZM80 87V85L78 86V88ZM87 87V88H88ZM108 87H111V86H108ZM136 87H139V86H136ZM145 87L146 86H144V89H145ZM164 86H163V89L165 88ZM168 87V88H167ZM185 87V86H184ZM184 87H182V88H184ZM186 87H187V85H186ZM203 87H205V86H203ZM221 87V86H220ZM234 87V86H233ZM253 87V86H252ZM261 87H264V85H262ZM43 88V89H42ZM93 88V86L90 88L91 90H93L92 89ZM98 88V89H99ZM105 88V87H104ZM139 88H141V87H139ZM143 88V87H142ZM153 88V87H152ZM151 88V89H152ZM162 87H160V89H161ZM195 88V87H194ZM210 88V87H209ZM209 88L207 89V91L209 90ZM213 88V87H212ZM223 88V87H222ZM221 88V89H222ZM227 88H229V87H227ZM226 88V89H227ZM236 88V87H235ZM241 88H243V87H241ZM246 88V87H245ZM245 88H244V90H245ZM250 88V87H249ZM257 88H258V86H257ZM7 89V88H6ZM10 89V88H9ZM33 89V88H32ZM65 91H64V90ZM81 88H79V90H80ZM89 89V88H88ZM132 89H134V87L132 88ZM131 89V91H133ZM149 89V88H148ZM148 89H146V90H148ZM151 89H149V90H151ZM153 89H156V87H154ZM153 89H152V92H153ZM159 89V88H158ZM157 89V90H158ZM180 89V88H179ZM216 89H219V88H216ZM216 89L215 90H212V91H216ZM225 89V90H226ZM232 88H230V90H231ZM252 89V88H251ZM250 89V90H251ZM1 90V89H0ZM11 90V89H10ZM15 90H17V89H15ZM19 90V92H13L12 93V91L10 92V93H12V95H16V98H24L23 96H28V95H30V94H27V93H25L24 94V91H26V89H24V90H22V91H20ZM38 90V91H39ZM48 90V89H47ZM68 90H71V92H69ZM72 90H75L74 92H73V94H74V96H73V94H72ZM95 90V89H94ZM116 90V91H115ZM139 90V89H138ZM142 90V89H141ZM157 90H155V91H157ZM185 90V89H184ZM187 90V89H186ZM185 90V92H187ZM190 90H191V87H190ZM199 90V89H198ZM228 90V89H227ZM233 90V89H232ZM236 90V89H235ZM243 89L241 90V92L242 91H244ZM246 90L250 93L251 91H249L247 88H246ZM245 90V91H246ZM256 90V89H255ZM258 91L260 90V88H258L257 89ZM4 91H5V89H4ZM36 91V90H35ZM37 91V92H38ZM102 91H103V88H102ZM127 91H129V93H130V89H128ZM136 91H137V88H136ZM135 91V92H136ZM160 91V90H159ZM169 91V90H168ZM168 91L166 92V93H168ZM181 91V90H180ZM189 91V90H188ZM194 91V90H193ZM201 91V90H200ZM223 91V90H222ZM221 91V92H222ZM240 91V90H239ZM239 91H237V92H239ZM246 91V92H247ZM261 91V90H260ZM263 91V90H262ZM33 92H34V89H33ZM89 92H91L90 90H89ZM118 92V93H117ZM134 92V91H133ZM140 92V91H139ZM151 92V91H150ZM150 92L148 93V94H150ZM163 92V91H162ZM182 92H183V90H182ZM204 92V91H203ZM217 92V91H216ZM220 92V93H221ZM224 92V91H223ZM248 92H247V95H245V96H247L246 97V99H245V101H243V102H246V100H247V98L249 97L248 96ZM29 93V92H28ZM30 93H32V90L30 91ZM35 93V95H36V92H34ZM41 93V92H40ZM46 93H47V91H46ZM92 93V92H91ZM90 93V94H91ZM141 93H142V91H141ZM146 93H147V91H146ZM155 93V92H154ZM159 93H161V92H159ZM164 93V92H163ZM197 93V92H196ZM202 92H200L199 94H201ZM215 93V92H214ZM220 93L218 94V95H220ZM234 93V92H233ZM252 93H253V90H252ZM255 93H258L257 91H255ZM254 93V94H255ZM263 93V92H262ZM33 94V93H32ZM45 94V93H44ZM49 94V93H48ZM96 94H93V95H95V96H97ZM132 94V93H131ZM144 94H145V92H144ZM156 94H157V92H156ZM169 94V93H168ZM168 94H164V95H166V97L168 96ZM173 94V93H172ZM183 94V93H182ZM194 94V93H193ZM204 94H205V92H204ZM206 94H207V92H206ZM221 94H223V93H221ZM228 94V93H227ZM236 94H238V93H236ZM254 94H249L250 96L251 95H254ZM39 96L38 97H40V99H41V97H44V96H40L41 94H38ZM43 95V94H42ZM86 95V96H85ZM137 95V96H136ZM135 96L138 98V95H139V93L138 94H136ZM140 95H142V94H140ZM153 95L154 96H156L155 94H152L151 93V96H152V98H154L153 100H151L150 99V97L147 99L146 97V99L144 98V97H142L143 99L142 100H145V101H148V102H145V103H147V105H148V103L150 102V103H152L153 101H157L158 103H159V101L155 98V97H153ZM160 96L162 95V93L161 94H159ZM163 95V96H164ZM170 95V94H169ZM187 95V94H186ZM191 95L192 94H190V97H191ZM202 95V94H201ZM201 95H200V98H201ZM233 95V94H232ZM239 96L241 95V97L242 96H244L243 94H238ZM238 95H235V96H238ZM263 95H264V93H263ZM22 96V97H21ZM128 96V95H127ZM131 95H129L128 96V98L130 97ZM144 96V95H143ZM146 96V95H145ZM149 96V95H148ZM147 96V97H148ZM157 96H158V94H157ZM171 96V95H170ZM169 96V97H170ZM195 96H196V94H195ZM227 96H230V95H227ZM226 95H225V97H227ZM256 96V95H255ZM258 96L260 97V96H262V95H259L258 94ZM29 97H31V98H29ZM28 98V102H30V99L32 100V97L33 96H29ZM48 97V95L46 96V98ZM121 97V99H123ZM132 97V96H131ZM135 97V98H136ZM140 97V98H141ZM182 97V96H181ZM193 97H194V95H193ZM197 97V96H196ZM213 97H215V96H213ZM230 97H232V96H230ZM229 97V98H230ZM263 97V96H262ZM261 97V99L262 100H264V98H262ZM33 98H35V99H33L34 101H36V97H33ZM49 98H50V96H49ZM98 98V97H97ZM126 98V97H125ZM133 98H134V96H133ZM132 98V99H133ZM159 98H162V97H159ZM158 98V99H159ZM164 98H165V96H164ZM168 98V97H167ZM183 98V97H182ZM187 98V97H186ZM199 98V97H198ZM228 98V99H229ZM234 98V97H233ZM236 98V97H235ZM240 98V97H239ZM244 98V97H243ZM243 98L242 99H240V100H243ZM250 98H252V97H250ZM250 98H248V99H250ZM255 98V97H254ZM4 99V98H3ZM2 99V100H3ZM27 99V98H26ZM45 99V98H44ZM51 99V98H50ZM127 99V98H126ZM130 99V98H129ZM129 99H128V101H129ZM149 99H150V101H149ZM188 99H189V97H188ZM187 99V101L189 102V100ZM206 99H207V97H206ZM205 99V100H206ZM213 99V98H212ZM221 99V98H220ZM223 99H225V98H223ZM227 99V98H226ZM232 99V98H231ZM256 99H257V96H256ZM259 99V98H258ZM42 100V99H41ZM90 100V101H89ZM113 100H114V102H113ZM120 100V101H119ZM134 100V99H133ZM160 100V99H159ZM184 100H186V99H184ZM183 100V101H184ZM192 100H193V98H192ZM191 100V101H192ZM199 100V99H198ZM203 100V99H202ZM204 100V101H205ZM233 100V99H232ZM236 100V99H235ZM234 100V101H235ZM238 100V99H237ZM239 100V101H240ZM255 100V99H254ZM254 100H252V99H250V101H254ZM260 100V99H259ZM13 101V100H12ZM37 101H38V98H37ZM44 102H45V100H43ZM47 101V100H46ZM51 101V100H50ZM85 101H88L87 103H85L84 104V102ZM152 101V102H151ZM163 102H161L160 101V103H162V104H164L165 105V101H164V99L162 100ZM167 101V100H166ZM190 101V102H191ZM194 102L196 101L195 99L193 100ZM201 101V100H200ZM226 101V100H225ZM256 101H258V100H256ZM261 101V100H260ZM11 102V101H10ZM14 102H16V101H14ZM13 102V103H14ZM27 101H25L24 103L26 104V103H28ZM33 102V101H32ZM42 102V101H41ZM122 102H127V100H124L123 99V101ZM134 102H137V100H135ZM186 102V101H185ZM205 102H208V101H205ZM224 102V101H223ZM228 103L229 102H232L231 100L230 101H227ZM226 102V103H227ZM236 102H238V101H236ZM243 102H240L241 104H243ZM34 103V102H33ZM38 103V102H37ZM141 103V102H140ZM140 103H139V100H138V104L140 105ZM150 103H149V106H146L145 105V109L144 110H147V108H149L152 104H154V103H152L151 105H150ZM157 103V104H158ZM169 104H167V102H166V105H165V107H169L168 105H170V102H168ZM187 103V102H186ZM192 103V102H191ZM197 103V102H196ZM195 103V104H196ZM199 103V102H198ZM239 103V104H240ZM261 103V102H260ZM264 102H262V104H263ZM11 104V103H10ZM22 104H23V102H22ZM31 104V105H30ZM39 104V103H38ZM47 104H48V102H47ZM84 104V105H83ZM143 104L144 103H141V105L143 106ZM156 104V105H157ZM171 104H173V102L171 103ZM194 104V103H193ZM213 104V103H212ZM216 104V103H215ZM214 104V105H215ZM219 104H222V103H220L219 102ZM218 103H217V105H219ZM224 104H225V102H224ZM224 104H222V105H224ZM234 104H235V102H234ZM234 104H233V108H234ZM20 105V104H19ZM28 105V104H27ZM45 105H46V103H45ZM139 105L137 106L136 104H135V106H137V109L138 108H142V107H139ZM155 105V104H154ZM153 105V106H154ZM155 105V107H157ZM158 105H160V108H162V109H164V105H162L161 106V104H158ZM183 105H185L184 103H183ZM182 105V106H183ZM188 105V104H187ZM202 105V104H201ZM209 105H211V104H209ZM230 105H232V103H230ZM230 105H228V107L230 106ZM237 105V104H236ZM245 106H247L246 104H244ZM254 105L256 106V102H254ZM260 106H262L261 104H259ZM259 105H257L258 107H259ZM11 106V105H10ZM12 106H14V104L12 105ZM21 106V105H20ZM190 106V105H189ZM197 106H199V105H197ZM196 106V107H197ZM207 106V105H206ZM206 106H205V108H206ZM212 106V105H211ZM210 106V107H211ZM239 106V105H238ZM241 106H243V105H241ZM245 106H243L244 108H245ZM253 106V105H252ZM252 106H251V109H252ZM256 106V107H257ZM46 107V108H45ZM134 107V106H133ZM132 106H131V110H133L132 108H133ZM152 107V106H151ZM155 107L154 108H152V109H154V110H151V111H154V113H155ZM159 107V106H158ZM157 107V108H158ZM170 107H171V105H170ZM185 107V106H184ZM195 107V108H196ZM203 107V106H202ZM210 107L209 108H207V109H209L210 110ZM221 107V106H220ZM256 107H254L253 106V109H255ZM2 108V107H1ZM0 108V109H1ZM4 108V107H3ZM16 108V107H15ZM22 108V107H21ZM20 108V109H21ZM134 108H136V107H134ZM160 108H158L157 109V111H159V109ZM178 108H179V106H178ZM177 108V109H178ZM180 108H182L181 106H180ZM200 108H201V106H200ZM199 108V109H200ZM235 108H237V107H235ZM130 109V108H129ZM151 109V108H150ZM150 109H148V111L150 112ZM166 109V108H165ZM193 109V108H192ZM212 109H214L213 107H212ZM217 109V108H216ZM215 109V112L218 110H216ZM222 109H224V110H226L225 109V107L224 108H222ZM240 109L241 108H239V111H240ZM248 109V108H247ZM250 109V108H249ZM261 109H263V108H260V110ZM6 110H8V109H6ZM117 110L119 111V110H121L120 111V113L121 114H123V122L125 121V122H127L129 125L128 126H126V125H122V122H120V119L122 120V118H119V119H117V121L118 122H114L113 120V118L111 117V116H113V115H115V114H117L116 112H117ZM140 109H138L136 112H138ZM181 110V109H180ZM184 110H185V108H184ZM201 110V109H200ZM199 110V111H200ZM204 110V109H203ZM206 110V109H205ZM204 110V111H205ZM229 110V109H228ZM227 110V111H228ZM234 111H236L235 113H233V114H237V110L238 109H233ZM256 110V109H255ZM259 110V109H258ZM258 110H256L252 115H254V117H255V119L257 120L256 122L257 123H255V126H251L250 124L251 123H253V122H251L253 119H254V117H253V119L250 121V122H248L249 123V126H251V128L253 127V128H255L256 130H257V128L258 127H261V129L263 128L264 129V114L261 112V111H264V110H261V111H258ZM3 111V110H2ZM10 111V110H9ZM86 111H90V112H88L89 113V115H88V119H87V121L86 122H88V124H86L83 128L81 127V128H77L78 126H74V122L76 121V120H74L75 118L74 117H76L77 118V116L76 115H81L82 113H84V114H86L85 112ZM134 111V113L133 114H137L136 112ZM160 111L162 112L163 110H161L160 109ZM190 111V110H189ZM214 111V110H213ZM244 111V110H243ZM243 111H242V113H243ZM246 111V110H245ZM244 111V112H245ZM251 111V110H250ZM250 111H249V113H250ZM4 112V111H3ZM6 112H8V111H6ZM190 112H192V111H190ZM195 112V111H194ZM202 112V111H201ZM210 112V111H209ZM209 112H206V113H209ZM218 112V111H217ZM226 112V111H225ZM241 112V111H240ZM240 112H239V114H237V117L235 116V118H238V115H239V117H240ZM253 112V111H252ZM10 113V112H9ZM8 113V114H9ZM13 113V112H12ZM140 112H138V114H139ZM141 113H144V112H142L141 111ZM147 114H148V116L150 115V113H148V112H146ZM162 113H165V111H163ZM180 113V112H179ZM185 113H186V111H185ZM197 113V112H196ZM204 113V112H203ZM202 113V114H203ZM221 113V112H220ZM1 114V113H0ZM15 114H16V112H15ZM14 114V115H15ZM20 114V113H19ZM153 114V113H152ZM158 114H161V113H159L158 112ZM167 114V113H166ZM186 114H188V112L186 113ZM190 114V113H189ZM218 114V113H217ZM245 114H247V113H245ZM2 116L4 115V113L3 114H1ZM13 115V114H12ZM52 115V117H50ZM118 115H120V114H118ZM126 115V114H125ZM154 115V114H153ZM165 115V114H164ZM169 115V114H168ZM191 115V114H190ZM190 115H187V116H189L190 117ZM197 115V114H196ZM196 115H195V117H196ZM1 116V117H2ZM116 116V115H115ZM134 116V115H133ZM137 116V115H136ZM140 116V115H139ZM144 116H146V115H144ZM157 114H156V116L154 115V117H156V120H157ZM180 116H181V114H180ZM180 116H179V119H180ZM187 116H186V118H187ZM225 116V115H224ZM230 116V115H229ZM232 116V115H231ZM244 115L242 114V118L244 119V117H243ZM251 116V115H250ZM250 116H248V117H250ZM85 117H86V115H85ZM84 117V118H85ZM111 117V119L112 120H110L109 118ZM141 117H142V115H141ZM140 117V119H144V118H146V117H144V118H141ZM166 118H168V116H165ZM198 117V116H197ZM197 117H196V121H198L199 120V118H200V116L198 117V119H197ZM217 117V116H216ZM215 117V118H216ZM252 117V116H251ZM115 118H117V116L115 117ZM136 119V120H138V122H140L139 121V119H137L138 117H133L132 119ZM147 118H149V117H147ZM151 118L152 119H155V118H153L152 117V115H151ZM182 118V117H181ZM213 118H214V116H213ZM219 118H221V117H219ZM228 118V117H227ZM234 118V121L233 122H235V119ZM245 118H246V116H245ZM4 119V118H3ZM151 119V120H152ZM177 120H178V118H176ZM195 120V118L192 116V118L190 119L191 121L192 120ZM202 119V118H201ZM209 118L207 117V120H208ZM211 119V118H210ZM217 119H218V117H217ZM226 119V118H225ZM239 119V118H238ZM237 119V120H238ZM241 119V118H240ZM136 120H135V122H136ZM148 120V119H147ZM151 120H150V122H149V120L148 121H144V120H141V121H144V122H140L141 124H143V123H149V124H147V125H150V123H151ZM155 120V121H156ZM164 120V119H163ZM166 120V119H165ZM182 120H184V119H182ZM189 120V121H190ZM206 120V119H205ZM220 120V119H219ZM258 120H259V122H258ZM110 121H112L113 123H111L110 124ZM162 121V120H161ZM181 121V120H180ZM195 121V122H196ZM201 121V120H200ZM209 121V120H208ZM216 121H218V120H216ZM223 121H224V119H223ZM227 121V120H226ZM239 121V120H238ZM237 121V122H238ZM242 121V120H241ZM240 121V122H241ZM246 121H249V118L246 120ZM255 121V120H254ZM6 122V121H5ZM133 122V121H132ZM181 122H184V121H181ZM180 122V123H181ZM185 122H187L188 123V120L186 121V119H185ZM202 122V121H201ZM203 122H205V121H203ZM225 122V121H224ZM228 122H229V119H228ZM227 122V123H228ZM64 123H66V125H67V129L65 130L64 129V127L63 126H65V124ZM76 123H78V122H76ZM75 123V124H76ZM157 123V122H156ZM155 123V124H156ZM162 123V122H161ZM171 123V122H170ZM177 123V122H176ZM198 123H199V121H198ZM212 123V122H211ZM242 123H244V122H242ZM247 123V122H246ZM2 124V123H1ZM6 124V123H5ZM124 124V123H123ZM126 124V123H125ZM155 124H153V125H155ZM178 124V123H177ZM189 124V123H188ZM190 124H192V123H190ZM201 124V123H200ZM221 124V123H220ZM235 124H237V126H238V123H235ZM78 125V124H77ZM137 125V124H136ZM134 126V127H137V126ZM187 125V124H186ZM198 125V124H197ZM212 125V124H211ZM211 125H209V126H211ZM222 125V124H221ZM221 125H220V127H221ZM224 125V124H223ZM244 125L245 124H243V126L242 127H244ZM1 126H3V125H1ZM6 126V125H5ZM4 126V127H5ZM208 126V127H209ZM213 126V125H212ZM211 126V127H212ZM217 126H218V124H217ZM234 126V125H233ZM249 126L248 127H245V129L246 128H249ZM139 127H141V126H139ZM139 127H137L136 128V130H144L143 132H145V129H139ZM149 127V126H148ZM150 127L152 128V124L150 125ZM158 126H155L154 128H157ZM210 127V128H211ZM215 127H216V125H215ZM229 127V126H228ZM231 127V126H230ZM8 128V127H7ZM26 128V130H28L27 131V134H26V136H24L23 135V133L25 134L26 132H25V129ZM162 128V127H161ZM168 128H170V126L168 127ZM187 128V127H186ZM189 128V127H188ZM191 128V127H190ZM198 128V127H197ZM219 128V127H218ZM234 128V127H233ZM236 128H238V127H236ZM239 128H241V127H239ZM238 128V129H239ZM250 128V129H251ZM252 128V129H253ZM22 129L24 130V132H22ZM150 129V128H149ZM153 129V128H152ZM159 129V132H161L162 130H160V128H158ZM173 129V128H172ZM198 129H201V127H199ZM214 129V128H213ZM217 129V128H216ZM215 129V130H216ZM221 129V128H220ZM219 129V130H220ZM227 129H229V128H227ZM251 129V130H252ZM2 130V129H1ZM134 130V131H133ZM153 130H155V129H153ZM192 130H195V129H193L192 128ZM211 130V129H210ZM224 130V129H223ZM233 130H235V129H232V131ZM260 129H258V132L256 131V132H254L253 131V133H254V135L256 136L257 134H255V133H259L260 131H259ZM5 131V130H4ZM17 131H19L18 133H19V135L21 134L20 132H22V135H18L16 132ZM188 131H189V129H188ZM205 131V130H204ZM217 131V130H216ZM216 131H213L214 133L216 132ZM225 131V130H224ZM230 131V130H229ZM248 131H249V129H248ZM248 131L247 132H245V130H243L242 129V132L244 133H248ZM151 132H152V130H151ZM181 132V131H180ZM202 132V131H201ZM227 132V131H226ZM240 132V131H239ZM251 132V131H250ZM264 131H262V132H260L261 134L263 133ZM136 133V134H135ZM141 133V132H140ZM153 133V132H152ZM161 133H163V131L161 132ZM179 133V132H178ZM185 133H187L188 134V132H185ZM197 133V132H196ZM207 133V132H206ZM206 133H204V134H206ZM211 133H212V131H211ZM213 133V134H214ZM220 133V132H219ZM223 134H224V132H222ZM228 133V132H227ZM244 133V134H245ZM253 133L251 134V137H253L252 135H253ZM181 134V133H180ZM179 134V135H180ZM186 134V135H187ZM235 134V133H234ZM140 135H142V134H140ZM161 135V134H160ZM188 135H191V134H188ZM187 135V136H188ZM227 135V134H226ZM230 135V134H229ZM243 135V134H242ZM241 135V136H242ZM3 136V135H2ZM138 136H139V134H138ZM157 137H158V135H156ZM155 136V137H156ZM163 136V135H162ZM184 136V135H183ZM196 136H197V134H196ZM220 136V135H219ZM240 136V138H242L243 139V137H241ZM244 136H246V135H244ZM262 136H263V134H262ZM261 136V137H262ZM145 137V136H144ZM156 137V138H157ZM190 137V136H189ZM198 137V136H197ZM196 137V140L198 139ZM200 137V136H199ZM210 137V136H209ZM222 136H220V138H221ZM229 137V136H228ZM239 137V136H238ZM250 137V138H251ZM257 137H258V135H257ZM261 137H259V138H261ZM153 138H154V136H153ZM155 138V139H156ZM160 138H161V136H160ZM159 138V140L158 141H161V139ZM206 138V137H205ZM226 138V137H225ZM231 138V137H230ZM263 138V137H262ZM261 138V139H262ZM122 139H125L124 141H122ZM136 139V140H135ZM141 139V138H140ZM144 139V138H143ZM187 139V138H186ZM237 139V138H236ZM235 139V140H236ZM253 139V138H252ZM256 139H258V138H256ZM142 140V139H141ZM151 140V139H150ZM189 140V139H188ZM222 140V139H221ZM232 140H234V138L232 139ZM247 140V139H246ZM147 141V140H146ZM169 141V140H168ZM225 141V140H224ZM229 141H231V139L229 140ZM248 141V140H247ZM246 141V142H247ZM260 141H262L263 142V140H260ZM141 142V141H140ZM142 142H143V140H142ZM145 142V141H144ZM150 142V141H149ZM152 142V141H151ZM189 142V141H188ZM187 142V143H188ZM212 142V141H211ZM221 142H223V141H221ZM245 142V143H246ZM250 142H252V141H250ZM148 143V142H147ZM147 143H146V145H147ZM196 143V142H195ZM234 143V142H233ZM232 143V144H233ZM244 143V142H243ZM141 144V143H140ZM142 144H144V143H142ZM163 144V143H162ZM167 144V143H166ZM189 144H191V143H189ZM231 144V143H230ZM235 144V143H234ZM152 145H154L153 143H152ZM151 145V146H152ZM164 145V144H163ZM162 145V146H163ZM168 145H170V144H168ZM184 145V144H183ZM208 145V144H207ZM206 145V146H207ZM215 145H216V143H215ZM241 145V144H240ZM242 145H244V144H242ZM245 145H247V144H245ZM261 145H262V143H261ZM139 146V145H138ZM143 146V145H142ZM142 146H141V149H142ZM189 146V145H188ZM194 146V145H193ZM192 146V147H193ZM197 146V145H196ZM198 146H200V145H198ZM221 146V145H220ZM250 146H253V145H250ZM255 146V145H254ZM163 147H165V146H163ZM169 147V146H168ZM190 147V146H189ZM223 147V146H222ZM227 146H225V148H226ZM257 147H258V145H257ZM148 148V147H147ZM155 147H152V151H153V149H154ZM170 148V147H169ZM188 148V147H187ZM191 148V147H190ZM208 148V147H207ZM228 148V147H227ZM230 148V147H229ZM236 148H237V150H238V147L236 146L235 147V150H236ZM240 148V147H239ZM242 148H243V146H242ZM251 148V147H250ZM249 148V149H250ZM264 148V147H263ZM126 149V150H125ZM140 149V151H142ZM162 149H164V148H162ZM185 149H186V147H185ZM184 149V150H185ZM192 150H194V148H191ZM231 149V148H230ZM234 149V148H233ZM245 149H247V148H244V151H245ZM248 149V150H249ZM155 150V149H154ZM202 150V149H201ZM211 150H212V146H211ZM220 150V149H219ZM223 150V149H222ZM257 150V149H256ZM147 151V150H146ZM164 151H166V148H165V150ZM229 151V150H228ZM251 151V150H250ZM3 152V151H2ZM188 152V151H187ZM192 152V151H191ZM201 153H202V151H200ZM205 152V151H204ZM222 152V151H221ZM231 152V151H230ZM236 152V151H235ZM234 152V153H235ZM257 152V151H256ZM261 152V151H260ZM1 153V152H0ZM154 152H152L151 154H153ZM171 152H170V150H169V153L168 154H170ZM209 153V152H208ZM208 153H206V154H208ZM211 153V152H210ZM215 153V152H214ZM232 153V152H231ZM233 153V154H234ZM237 154H238V151L236 152ZM244 153V152H243ZM2 154V153H1ZM3 154H5V153H3ZM3 154H2V156H3ZM155 154H156V152H155ZM167 154V153H166ZM188 154V153H187ZM191 154H193V153H190V155ZM197 154V153H196ZM222 154V153H221ZM241 154V153H240ZM251 154V153H250ZM264 154V153H263ZM189 155V156H190ZM195 155V154H194ZM217 155L218 154H214V156H216L217 157ZM227 155H229L228 153H227ZM236 155V154H235ZM260 155H261V153H260ZM137 156L139 157V158H141V160L142 161H139L138 159H137ZM146 155H144V157H145ZM156 156V155H155ZM192 157H193V155H191ZM225 156V155H224ZM232 156V155H231ZM243 156V155H242ZM257 156V155H256ZM1 157V156H0ZM152 157H153V155H152ZM169 157V156H168ZM215 157V159H217ZM229 157V156H228ZM227 157V158H228ZM259 157H261V156H259ZM263 157V156H262ZM6 158L4 159V160H6ZM9 158H10V156H9ZM171 158V157H170ZM189 158V157H188ZM207 158V157H206ZM240 158V157H239ZM264 158V157H263ZM150 159V158H149ZM165 159H167L166 158V156H165ZM190 159V158H189ZM198 159V158H197ZM201 159H204L203 161H205V158H201ZM212 159V158H211ZM210 159V160H211ZM225 159V158H224ZM256 159V158H255ZM156 160V159H155ZM168 160H170V159H168ZM168 160H166L167 162H168ZM192 160V159H191ZM190 160V161H191ZM228 160V159H227ZM260 160V159H259ZM7 161V160H6ZM147 161V160H146ZM195 161V160H194ZM197 161H199V160H197ZM214 161V160H213ZM220 161V160H219ZM225 161V160H224ZM261 161H264V160H262L261 159ZM4 162V161H3ZM1 163V162H0ZM159 163H160V161H159ZM172 163V162H171ZM183 163V162H182ZM208 163V162H207ZM214 163V162H213ZM216 163V162H215ZM220 163H221V161H220ZM219 163V164H220ZM224 163V162H223ZM229 163V162H228ZM227 163V164H228ZM255 163V162H254ZM66 165V166H64V165ZM143 164H145V163H143ZM155 164V163H154ZM165 164V163H164ZM186 164V163H185ZM204 164H205V162H204ZM211 164V163H210ZM209 164V165H210ZM232 164V163H231ZM256 164V163H255ZM187 165V164H186ZM199 165V164H198ZM222 165V164H221ZM224 165V164H223ZM235 165V164H234ZM263 165H264V163H263ZM2 166H3V164H2ZM1 166V167H2ZM7 166H5V167H7ZM62 166V167H61ZM155 166V165H154ZM195 166H197V165H195ZM206 167H207V165H205ZM226 166V165H225ZM228 166V165H227ZM226 166V167H227ZM259 166V165H258ZM4 167V168H5ZM64 167V168H63ZM152 167V166H151ZM150 167V168H151ZM212 167V166H211ZM218 167H220V166H218ZM217 167V168H218ZM231 167V166H230ZM155 168V167H154ZM161 168V167H160ZM164 169L165 168H167V165H166V167H163ZM203 168V170H204V167H202ZM255 168H257V167H255ZM259 168V167H258ZM263 168V167H262ZM262 168H260V170L262 169ZM152 169V168H151ZM150 169V170H151ZM162 169V168H161ZM226 169H230L231 170V168H226ZM226 169H224V170H226ZM154 170V169H153ZM163 170V169H162ZM168 170V169H167ZM202 170V169H201ZM215 170V169H214ZM217 170H220V168L219 169H217ZM234 170V169H233ZM0 171H1V169H0ZM10 171V170H9ZM165 171V170H164ZM195 171H196V169H195ZM198 171V170H197ZM205 171V170H204ZM209 171V170H208ZM212 171V170H211ZM257 171H258V169H257ZM257 171H255V172H257ZM20 172L22 173V174H20ZM160 173L161 172V170H159V171H157V173ZM201 172V171H200ZM215 172V171H214ZM219 172V171H218ZM222 172V171H221ZM230 172H233V171H230ZM260 172V171H259ZM5 173V172H4ZM3 172L1 173L2 175L4 174ZM152 173V174H151ZM158 173V174H159ZM177 173V172H176ZM183 173V172H182ZM201 173H203V172H201ZM229 173V172H228ZM0 174V175H1ZM6 174V173H5ZM9 174V172L6 174V176ZM143 174H145V176L147 177H144L143 176ZM162 174H163V172H162ZM166 174V173H165ZM172 175L171 173H168V175ZM207 174V173H206ZM255 174V173H254ZM258 174V173H257ZM10 175V174H9ZM83 175H86L85 176V178H84V176ZM149 175H152V176H149ZM169 175V176H170ZM182 175V174H181ZM181 175H177V177H179L180 178V176ZM219 175V174H218ZM4 176V175H3ZM3 176H1V177H3ZM5 176V177H6ZM82 176H83V178L84 179H86L85 181H83V180H81V182H80V179L82 178ZM149 176V177H148ZM163 176V175H162ZM166 176V175H165ZM211 178H212V176H214L212 173H211ZM221 176V175H220ZM226 176H228V175H226ZM260 176V175H259ZM0 177V178H1ZM174 177V176H173ZM172 177V178H173ZM176 177V176H175ZM176 177V178H177ZM193 177V176H192ZM207 177H209V176H207ZM218 177V176H217ZM229 177H231V176H229ZM233 177V176H232ZM258 177V176H257ZM257 177L256 178H254L255 180L257 179ZM152 178V180H154V182L153 181H151V180H149V179H151ZM182 178L183 179H181V182H183L184 183V181H185V179H184V177H183V175H182ZM203 178V177H202ZM222 178V177H221ZM169 179H171V176H170V178ZM189 179V178H188ZM253 179V181H255ZM7 180V179H6ZM159 180H160V178H159ZM162 180V179H161ZM173 180V179H172ZM175 180V179H174ZM184 180V181H183ZM223 180V179H222ZM226 180V179H225ZM228 180V179H227ZM226 180V181H227ZM231 180V179H230ZM261 180V179H260ZM1 181H4V180H2L1 179ZM97 181H98V187H96L97 186ZM100 181V182H99ZM250 181V180H249ZM187 182V180L185 181V183ZM193 182H195V181H192V182H190V183H193ZM197 182V181H196ZM195 182V183H196ZM200 182V181H199ZM237 182V181H236ZM242 182V181H241ZM261 182V181H260ZM263 182V181H262ZM79 183V184H78ZM83 183V184H82ZM200 183H203V181H201ZM199 183V184H200ZM221 183V182H220ZM224 183V182H223ZM228 183L229 182H227V187L229 186L228 185ZM230 183H232V182H230ZM176 184V183H175ZM178 184H180L179 182H178ZM198 184V185H199ZM209 184V183H208ZM207 184V185H208ZM244 184V183H243ZM242 184V185H243ZM258 184V183H257ZM64 185V186H63ZM96 185V186H95ZM172 185H174V184H172ZM195 185H197V184H195ZM197 185V186H198ZM207 185H201V186H206V187H208ZM217 185V184H216ZM221 185V184H220ZM247 185H250V184H247ZM256 185V184H255ZM262 185H263V183H262ZM261 185V186H262ZM20 186V187H19ZM61 186H63L64 188H66V190H69V192L70 193H67L66 191V193L69 195V197H68V199H66L65 197L66 196H63V194H61ZM83 186H85V185H83ZM189 186H190V190L191 189H194L195 190V188L197 187H195L194 186V188L192 187L191 188V186L192 185H190L189 184ZM223 186V185H222ZM225 186V187H226ZM232 186V185H231ZM235 186V185H234ZM234 186H233V188L232 189H234L233 191H235V189H236V186H235V188H234ZM244 186V185H243ZM260 186V185H259ZM177 187V186H176ZM199 188H203V187H200V185L198 186ZM197 187V188H198ZM205 187V188H206ZM215 187V186H214ZM221 187V186H220ZM238 187H239V185H238ZM63 188V189H64ZM95 188H97V189H95ZM170 188V187H169ZM173 188V187H172ZM171 188V189H172ZM179 188V187H178ZM196 188V189H197ZM198 188V189H199ZM213 188V187H212ZM253 188V187H252ZM262 188V187H261ZM10 189V190H11ZM175 189V188H174ZM184 189V188H183ZM183 189H180L181 191L183 190ZM197 189V190H198ZM216 189V188H215ZM230 189V188H229ZM231 189V190H232ZM250 189V188H249ZM4 190V189H3ZM177 190V189H176ZM179 190V189H178ZM185 190V189H184ZM205 189H203V191H204ZM223 190V189H222ZM221 190V191H222ZM230 190V192H231V194L230 195H232V191ZM248 190V189H247ZM253 190H254V188H253ZM261 190H263V189H261ZM174 191V192H173ZM193 191V190H192ZM191 191V192H192ZM196 191V190H195ZM195 191L193 192V193H195ZM206 191V190H205ZM217 191H218V189H217ZM228 191V190H227ZM169 192V193H168ZM196 192H198V191H196ZM211 192H213V191H211ZM219 192V191H218ZM229 191L227 192V196H228V194L230 193ZM238 192H239V190H238ZM245 192V191H244ZM243 192V193H244ZM254 192H257V191H255L254 190ZM259 192V191H258ZM64 193V192H63ZM85 193V192H84ZM96 193V192H95ZM192 193V194H193ZM215 193V192H214ZM222 193V192H221ZM223 193H225V192H223ZM253 193V192H252ZM21 194V193H20ZM32 196H30V195ZM191 194V193H190ZM195 194H197V193H195ZM202 194V193H201ZM201 194H200V196H201ZM247 195H249L248 194V192L246 193ZM245 194V195H246ZM264 194V193H263ZM67 195V196H68ZM87 195V194H86ZM85 195V196H86ZM172 195V196H171ZM178 195V196H177ZM199 195V194H198ZM205 195V193H203V196ZM207 195H210V194H207ZM206 195V196H207ZM211 195H213L212 193H211ZM223 195V194H222ZM235 195H237L236 193H235ZM254 195H256V194H254ZM23 196V195H22ZM27 196H30L31 197V199L29 200L28 198H27ZM179 197V199L177 198V197ZM191 196H194V194L193 195H191ZM199 196V197H200ZM205 196V197H206ZM214 196V195H213ZM223 196H225V194L223 195ZM227 196L225 197V199H223V198H221V199H219V200H222V202L224 201V200H229V198H227ZM238 196V195H237ZM237 196L235 197V198H237ZM75 197H77V200H76V198ZM98 197L96 198V199H98ZM205 197L203 198L204 200H205ZM215 197H217L216 195H215ZM220 197V196H219ZM230 197V196H229ZM231 197H233V195L231 196ZM230 197V198H231ZM243 197V196H242ZM246 197V196H245ZM251 197V196H250ZM193 198V197H192ZM197 198V195H196V197H195V199ZM213 198V197H212ZM211 198V199H212ZM227 198V199H226ZM253 198H254V196H253ZM24 199V198H23ZM84 199V198H83ZM96 199H94L95 201H97ZM194 199V198H193ZM193 199H191V200H193ZM207 199V201L209 200L208 199V197L206 198ZM214 199H216V198H214ZM217 199H218V197H217ZM244 199V198H243ZM251 199V198H250ZM255 199V198H254ZM8 200V199H7ZM81 200V199H80ZM99 200V199H98ZM186 200H188L187 202L188 203H185L186 202ZM197 200V199H196ZM238 200H239V198H238ZM21 201V200H20ZM26 201V200H25ZM75 201H77V203H75ZM91 200H88V203L90 202ZM209 201H211V200H209ZM214 201V200H213ZM218 201V200H217ZM242 201V200H241ZM33 202V201H32ZM31 202V203H32ZM80 202V201H79ZM198 202V201H197ZM226 202V201H225ZM230 202V201H229ZM238 202V201H237ZM240 202V201H239ZM253 202V201H252ZM17 203V202H16ZM24 203V202H23ZM29 203V202H28ZM35 204L37 203V202H34ZM34 203H32V204H34ZM93 203H95V202H93ZM191 203V204H190ZM199 203V202H198ZM208 203V202H207ZM212 203V202H211ZM218 203H220V202H218ZM233 202H231L230 203V205H232V206H230L229 207V203H228V206H227V209H229V208H231V207H233V204H232ZM248 203V202H247ZM246 203V204H247ZM251 203V202H250ZM18 204V203H17ZM22 204V203H21ZM25 204H27V203H25ZM31 204V205H32ZM34 204V205H35ZM213 204H214V202H213ZM212 204V205H213ZM216 204V203H215ZM223 204H225L224 202H223ZM235 204V203H234ZM242 204V203H241ZM245 204V203H244ZM260 204V203H259ZM258 204V205H259ZM40 205V206H41ZM84 205V204H83ZM86 205V204H85ZM89 205H91V203H89L88 204V206ZM192 205V206H191ZM210 204L208 203L207 204V206H209ZM221 205H222V203H221ZM238 205V204H237ZM237 205H235V209L237 210L238 208H239V206H238V208H236L237 207ZM257 205V204H256ZM256 205H254V207L256 206ZM7 206V205H6ZM14 206V205H13ZM29 206H30V204H29ZM33 206V205H32ZM36 206H38V204L36 205ZM87 206V205H86ZM86 206H85V208H86ZM206 206V207H207ZM214 206V205H213ZM218 206V205H217ZM217 206H215V208L214 209H217L216 207ZM251 206V205H250ZM26 207V206H25ZM31 207V206H30ZM34 207V206H33ZM62 207V208H61ZM91 207L93 208L94 206L93 205H91ZM98 207V208H97ZM211 207V206H210ZM224 207V206H223ZM229 207V208H228ZM243 207V206H242ZM245 207H246V205H245ZM253 207V209H255ZM257 207V206H256ZM261 207V206H260ZM34 208H36V207H34ZM40 208V207H39ZM38 208V209H39ZM61 208V209H60ZM79 208H80V210H79ZM84 208V209H85ZM178 208H180V212H181V210H182V213L180 214L181 215V217H182V221H181V218L179 219V217L177 216V214H178V212H177V214L175 213L176 211V209L178 210ZM183 208V209H182ZM198 208H201L202 209V211H201V213L203 212V206H200V207H198ZM207 208H209V207H207ZM206 208V209H207ZM240 208H241V205H240ZM252 208V207H251ZM65 209H66V207H65ZM87 209V208H86ZM89 209H91L90 207H89ZM89 209H87L86 210V212H84V213H86L85 215H87V214H90L89 216L91 217L92 215H91V213H89V212H91V211H89ZM95 209V208H94ZM188 209V210H187ZM196 209H197V207L195 206V209H193V210H195L196 211ZM200 209V210H201ZM210 210H211V208H209ZM208 209V210H209ZM213 209V210H214ZM218 209H219V212L223 209V208H221L220 209V206L218 207ZM233 210H234V208H232ZM250 209V208H249ZM43 210V211H44ZM91 210H93V209H91ZM191 212H190V211ZM212 210V211H213ZM225 210V209H224ZM231 210V209H230ZM240 210H242V209H240ZM246 210V209H245ZM257 210V209H256ZM260 210V209H259ZM262 210H263V207H262ZM37 211V210H36ZM96 211V212H97ZM189 211V212H188ZM199 211V210H198ZM198 211L197 212H195V213H197V215H201V214H198ZM212 211L211 212H209V211H207L208 212V214H213L212 213ZM215 211H217L218 212V210H215ZM261 211V210H260ZM259 211V212H260ZM38 212V211H37ZM49 212V211H48ZM47 212V213H48ZM95 212V211H94ZM179 212V213H180ZM200 212V211H199ZM223 212H225V211H223ZM226 212H229L228 210H226ZM243 212V211H242ZM264 212V211H263ZM29 211H28V215H29ZM32 213V212H31ZM45 214H46V211L44 212ZM234 213H236V211L235 212H233L232 214H234ZM237 213H240V211H238L237 210ZM254 213V212H253ZM252 213V214H253ZM26 214V213H25ZM34 214V213H33ZM43 214V213H42ZM53 214H55V213H53ZM56 214H55V216H56ZM96 214H98V213H96ZM96 214H94V215H96ZM184 214V215H183ZM194 214V213H193ZM203 214V213H202ZM211 214H210V217H208V219L210 218V220H211ZM215 215L216 214H218V213H214ZM224 214H226V213H223V215ZM228 214V216H230L229 214L230 213H227ZM243 214V213H242ZM60 215V214H59ZM84 215V214H83ZM204 215H205V213H204ZM204 215H201V216H204ZM206 215H207V213H206ZM204 216L203 218H205V217H207V216ZM220 215H222V214H220ZM259 215V214H258ZM40 216H41V214H40ZM46 216V215H45ZM47 216H48V214H47ZM47 216H46V218H47ZM50 216V215H49ZM48 216V217H49ZM63 216V215H62ZM67 216V215H66ZM70 216V215H69ZM217 216V215H216ZM219 216V215H218ZM227 216V215H226ZM228 216H227V218H228ZM234 216H235V214H234ZM251 216V215H250ZM42 217H43V215H42ZM73 217V216H72ZM75 217V216H74ZM76 217H77V215H76ZM85 217V216H84ZM177 219H175V218ZM213 217H214V215H213ZM225 217V216H224ZM235 217H238L239 218V216L237 215V216H235ZM255 217V216H254ZM258 217H260V216H258ZM26 218H27V216H26ZM38 218V217H37ZM51 218V217H50ZM80 218V217H79ZM94 218H95V216H94ZM96 218H97V215H96ZM197 218H198V216H197ZM219 218V217H218ZM231 218V217H230ZM232 218H233V216H232ZM22 219V218H21ZM75 219V218H74ZM81 219V218H80ZM89 219V218H88ZM92 219V218H91ZM90 219V220H91ZM193 219V218H192ZM208 219L206 218L205 220H203V221H200V222H203L204 224H206L205 223V221L207 220L208 221ZM214 219H217V217L216 218H213V221H212V224H213V222L215 221V223H216V220H214ZM243 219V218H242ZM241 218H240V220L241 221H243ZM26 220V219H25ZM24 220V221H25ZM47 220H48V218H47ZM47 220H45V221H47ZM53 220H55V219H53ZM76 220H77V218H76ZM84 220V219H83ZM86 220H87V218H86ZM92 220H94V219H92ZM194 220V219H193ZM209 220V221H210ZM218 220V219H217ZM224 220H227V219H224ZM232 220H235V219H232ZM237 220H239V219H237ZM8 221V220H7ZM23 221V222H24ZM44 221V220H43ZM44 221V222H45ZM49 222H50V220H48ZM56 221V220H55ZM63 221V220H62ZM185 221H186V224H185ZM229 221V222H228ZM240 221V222H241ZM19 222V221H18ZM49 222H47V223H49ZM74 222V221H73ZM84 222H85V220H84ZM86 222H88V221H86ZM90 222L91 221H89V223H88V226H90ZM184 222V223H183ZM188 222H189V225L191 226V228L194 230V231H191V230H189V228H186L185 226L188 224ZM196 223L198 222L197 220L195 221ZM199 222V223H200ZM227 222L228 223H230V222H232V221H230V219L229 220H227ZM225 223V224H228V223ZM34 223V222H33ZM46 223V222H45ZM46 223V224H47ZM51 223V222H50ZM63 223V222H62ZM72 223V222H71ZM76 223H77V221H76ZM79 223V222H78ZM81 223V222H80ZM194 223V222H193ZM196 223H195V226H196ZM217 223H219V221L217 222ZM219 223V226H221L222 227V225ZM245 223V222H244ZM247 223V222H246ZM14 224V223H13ZM18 224V223H17ZM39 224V223H38ZM58 224V226H60L59 225V223H57ZM93 224H96L95 222L93 223ZM93 224H91L92 225V227H93ZM184 224V225H183ZM202 224V223H201ZM208 224V227H209V223H207ZM212 224H211V221H210V226L211 227H209L210 229L212 228L213 229V227H212ZM28 225V224H27ZM31 225V224H30ZM43 225V224H42ZM67 225H69L70 226V223L68 224V222H67ZM67 225H66V227H67ZM83 225V224H82ZM203 225V224H202ZM215 225H218V224H215ZM242 225H244V224H242ZM256 225V224H255ZM8 226V225H7ZM46 226V225H45ZM50 226L51 225H49V228H50ZM55 226V225H54ZM53 226V227H54ZM69 226H68V228H69ZM75 226H76V224H75ZM184 226V227H183ZM200 226V225H199ZM205 226H207V225H205ZM204 226V227H205ZM1 227V229L3 228L2 226H0ZM11 227V226H10ZM37 227V226H36ZM48 227V226H47ZM72 227V226H71ZM184 229H183V228ZM216 227V226H215ZM230 227V226H229ZM234 227V228H233ZM251 227V226H250ZM52 228V227H51ZM67 228V229H68ZM90 227H87L86 228V230L84 231L85 232V234L84 235H86L87 236V230L89 229ZM94 228V227H93ZM185 228H186V230L188 229L189 230V232L188 231H186L185 230ZM190 228V229H191ZM203 228V227H202ZM227 228V229H226ZM233 228V229H232ZM4 229H5V227H4ZM3 229V230H4ZM30 229H31V227H30ZM65 229V228H64ZM92 229V228H91ZM199 229V228H198ZM205 229V228H204ZM204 229H201V231L202 230H204ZM210 229H209V232H213V231H210ZM216 229V230H215ZM226 229V230H225ZM243 229V228H242ZM238 230L239 232L240 231H243L244 232V230H245V228L243 229V230ZM247 229V228H246ZM7 230V229H6ZM11 230V229H10ZM51 229H49V231H50ZM60 230V229H59ZM66 230V229H65ZM72 230V229H71ZM81 230H82V228H81ZM94 230V229H93ZM182 230H183V233H182ZM184 230H185V232H184ZM215 232L218 230V227L217 228H214L213 229ZM247 230H250V229H247ZM247 230H245V231H247ZM256 231H258L257 230V228L255 229ZM1 231V230H0ZM42 231V230H41ZM74 231V230H73ZM97 231V230H96ZM191 231V232H190ZM218 231H220V230H218ZM260 231V230H259ZM258 231V232H259ZM261 231H263V230H261ZM45 232V231H44ZM43 232V233H44ZM53 232V231H52ZM54 232H55V228H54ZM57 232V231H56ZM71 232V231H70ZM89 232V231H88ZM199 232H200V230L197 232L196 231V233H198L199 234ZM203 232V231H202ZM202 232H200V233H202ZM205 232H207V231H205ZM209 232H207V233H204L205 235H207ZM239 232H238V237L240 236V234H239ZM28 233V232H27ZM30 233V232H29ZM51 233V232H50ZM68 233V232H67ZM72 233V232H71ZM76 232H74V234H75ZM93 233V232H92ZM91 233V234H92ZM223 233H224V235H223ZM228 233H229V235H228ZM240 233H242V232H240ZM4 234V233H3ZM58 234V233H57ZM79 234V233H78ZM90 234V233H89ZM94 234H97L96 232L94 233ZM204 234H200V235H204ZM212 234H214V232L212 233ZM217 234V233H216ZM219 234V237L221 236V233H218ZM244 234V233H243ZM242 234V235H243ZM261 234V233H260ZM260 234H258L259 236H260ZM30 235V234H29ZM56 235V234H55ZM80 235V234H79ZM230 236L231 237V239H228L227 240V238H229V237H227L226 238V236ZM59 236V235H58ZM61 236V235H60ZM71 236V235H70ZM74 236H77V235H74ZM208 236H209V234H208ZM213 236V235H212ZM211 236V237H212ZM1 237V236H0ZM36 237V236H35ZM49 237V236H48ZM47 237V238H48ZM78 237V236H77ZM83 237V236H82ZM88 237V236H87ZM91 237V236H90ZM95 237V236H94ZM206 237V236H205ZM210 237V238H211ZM215 237L217 238V236L215 235ZM218 237V238H219ZM224 237L222 238V239H224ZM241 237V236H240ZM239 237V238H240ZM245 238V234H244V236H242V238ZM250 237V236H249ZM261 237V236H260ZM6 238H8V237H6ZM43 238V237H42ZM52 238H54V237H52ZM55 238H56V236H55ZM64 238V237H63ZM69 238V237H68ZM96 238V237H95ZM202 238L203 239H206V238H204V236H202ZM201 238V239H202ZM221 238V237H220ZM31 239V238H30ZM49 239V238H48ZM65 239V238H64ZM73 239V238H72ZM77 239V238H76ZM75 239V240H76ZM78 239H79V237H78ZM77 239V240H78ZM84 239V238H83ZM90 239V238H89ZM213 239V238H212ZM212 239H211V241H212ZM256 239V238H255ZM260 239V238H259ZM263 239V238H262ZM0 240H1V238H0ZM53 240V239H52ZM55 240V239H54ZM53 240V241H54ZM63 240V239H62ZM67 240V239H66ZM69 240V239H68ZM88 240V239H87ZM214 240V239H213ZM217 240V241H218ZM251 240H249L248 239V241H251ZM6 241V240H5ZM60 241H61V238H60ZM70 241V240H69ZM69 241L67 242V243H69ZM83 241V240H82ZM91 241V240H90ZM89 241V242H90ZM216 241V242H217ZM11 242V241H10ZM14 242V241H13ZM16 242V241H15ZM65 242V241H64ZM63 242V246L65 245V243ZM85 242V241H84ZM200 242V243H199ZM215 242V241H214ZM214 242L213 243H211V245L212 244H214ZM225 242V243H224ZM260 242V241H259ZM2 243H3V241H2ZM36 243V242H35ZM61 243H62V241H61ZM74 243H76L75 241H74ZM79 243H81V241L79 242ZM243 243H246L247 245H250V246H247V245H245L244 244V246H243ZM253 243H255V242H253ZM73 244V243H72ZM82 244V243H81ZM91 244V243H90ZM92 244V245H93ZM98 244V245H99ZM218 243H216V244H214V246L215 245H217ZM53 245V244H52ZM54 245H55V242H54ZM68 245V244H67ZM70 245H71V243H70ZM87 245H88V243H87ZM218 245H222V244H218ZM227 245V244H226ZM227 245V246H228ZM253 245V244H252ZM39 246V245H38ZM245 246L247 247V248H245ZM43 247H44V245H43ZM42 247V248H43ZM57 249H58V247L57 246H55ZM78 247V246H77ZM84 247V246H83ZM87 247H89V246H87ZM212 247H213V245H212ZM223 247H225V246H223ZM242 247H244L243 249H247V250H245V252H244V250L242 249ZM252 247V246H251ZM56 248H53V249H56ZM70 248H72V247H70ZM75 248H76V246H75ZM75 248H72V250L73 249H75ZM82 248V247H81ZM220 247L218 246V248L217 249H219ZM221 248H222V246H221ZM249 248V249H248ZM46 249V248H45ZM52 249V250H53ZM63 249V247H61V251H64L65 252V250L67 249V248H64L65 250H62ZM82 249H84V248H82ZM88 249H90V248H88ZM216 249V248H215ZM240 249H242L241 250V252H242V255L240 256V254H241V252L239 253V251H240ZM68 250V249H67ZM71 249H70V252H73V254L74 253H76L75 252V250L74 251H72ZM81 250V249H80ZM93 250H90V251H93ZM236 250H238V252L236 251ZM246 251L247 252H249L248 254H246ZM251 251H253L252 250V248H251ZM5 252V251H4ZM15 252H16V250H15ZM57 252V251H56ZM56 252H54L53 251V255H54V253H56ZM64 252H63V254H64ZM69 252V253H70ZM78 253H79V251H77ZM85 252H87V251H85ZM96 252V251H95ZM95 252L93 251V255H95ZM99 252V251H98ZM67 253V252H66ZM65 253V254H66ZM221 253H222V256H223V258L221 257ZM246 255H245V254ZM259 253V252H258ZM46 254V253H45ZM49 254V253H48ZM57 254H60V253H56V255ZM89 254H91V253H89ZM96 254H97V252H96ZM35 255V254H34ZM53 255H51V253H50V256H53ZM67 255H68V253H67ZM70 255V254H69ZM86 255V254H85ZM100 255H98V256H100ZM215 255H216V253H215ZM250 255V256H251ZM254 255H252V256H254ZM23 256V255H22ZM26 256V255H25ZM43 256V255H42ZM47 256V255H46ZM49 256V257H50ZM58 256H60V255H57V256H55L56 258H51V259H57V257ZM76 256H77V253H76ZM92 256V255H91ZM257 256V257H256ZM54 257V256H53ZM61 257V256H60ZM65 257V256H64ZM64 257H61L62 259L64 258ZM70 257V256H69ZM71 257H73V255H71ZM71 257L70 258H68V257H65L64 258V260L65 261H67L68 259H71ZM85 257H87V256H85ZM90 257V256H89ZM262 257V258H261ZM22 258V257H21ZM42 258V257H41ZM48 258V257H47ZM68 258V259H67ZM80 258V257H79ZM90 258H92V257H90ZM90 258H88V260L87 261H90L89 259ZM94 258V257H93ZM217 258V257H216ZM27 259V258H26ZM44 259V257L42 258V260ZM46 259V258H45ZM50 259V260H51ZM67 259V260H66ZM73 259V258H72ZM78 259V258H77ZM28 260V259H27ZM58 261L60 260V258L59 259H57ZM57 260H53V261H56V264H60L61 262L63 263L64 261H57ZM95 260L93 259V262H95ZM39 261H40V258H39ZM46 261H49L48 259L46 260ZM45 260H43V262H45V264L47 263ZM69 261V260H68ZM76 261V260H75ZM84 261V260H83ZM257 261H254L253 260V262L254 263H256L257 264ZM263 261H264V259H263ZM21 262H22V260H21ZM42 262V261H41ZM50 262V261H49ZM92 261H91V263L92 264H94ZM97 262H96V264H97ZM224 262H226V263H224ZM15 263V262H14ZM61 263V264H62ZM68 263V262H67ZM74 263V262H73ZM72 263V264H73ZM84 263V262H83ZM250 263H252V261H250ZM254 263H252V264H254ZM4 264V263H3ZM7 264H10V263H7ZM44 264V263H43ZM53 264H54V262H53ZM64 264H66V263H64ZM69 264V263H68ZM74 264H76V263H74ZM90 264V263H89ZM263 264H264V262H263Z\"/></svg>",
    "mask_w": 264,
    "mask_h": 264
},
{
    "label": "rangeland",
    "instance_id": "2",
    "mask_svg": "<svg viewBox=\"0 0 264 264\" xmlns=\"http://www.w3.org/2000/svg\"><path fill=\"white\" fill-rule=\"evenodd\" d=\"M145 1H147V0H138L137 1V9H138V11H140V12H138L137 11V13L139 14L140 13V21H139V23H142L141 21H143L144 22V18H146V17H148L146 20H145V22H146V24H144L143 26L146 28V30H148V34H145L146 35V37L148 36H150L151 34H152V32L153 31H155L154 29H156V30H159V31H161L160 29H162V28H164L165 29V27H166V25H170L169 27L171 28V27H174V28H171V29H173V30H170V28L168 29V28H166V30H164V29H162V33H160L159 31H157V33H158V37L157 38H159V39H157L156 38V36L155 35H157V33L154 35L153 34V36L156 38H154V39H152L151 38V40L153 41H150V37H149V39L147 40V42L148 41H150V42H148V43H153L152 45L154 46V43L155 42H157V43H155V44H158L157 46H155V47H157V49L155 50V48L152 46V47H150L151 46V44H150V46L149 47H147L148 49L149 48H151V50L149 49V50H145V48H146V46H147V43L145 42L146 41V39L148 38H146V39H144L143 40V43H142V46H143V49L145 50V51H143V49L142 48H140V47H137V43H136V40L135 41H132V40H130L131 42H134L135 44H134V48H132L133 49V51H129L130 52V54H128L129 52H127V54H128V56H129V58L128 57H124V55L126 54H120V50H118L119 49V46H118V49H116L115 47H114V45H115V43L113 44V42H116V41H114V40H112V42L111 41H107L108 43V45H109V47L108 48H111L112 50H114L113 51V53H115L116 51L115 50H117V54H113L112 53V50H111V52L109 51L110 49H108V48H104V46H103V48L104 49H102V48H100L101 46H97L98 44H96V46H97V48H99V50H103V51H105V50H108V51H105V52H101V54H103V57L101 56V54H100V56H99V58H100V60H99V58L96 56V54L94 53V52H91V51H95L96 52V50L95 49H97L96 48V46L94 45V40L96 41V39H100V37H103V38H105L106 37V35L109 33V31L107 32V34H106V29H107V27L109 26H105L106 24H110V30L113 28V29H115V26H116V24H120V22L118 23V21H116V24H115V22L114 21H111V22H114V24L113 23H111L110 21V23H103V25L101 24V26H100V28L102 29L103 28V32L101 31V30H99V25L100 24H97V26H95L94 27V24H93V26L92 27H90V28H92L91 29V31L92 32H94V33H97V32H99V31H101V32H99V34L101 33V36H97L98 38H96V39H94V40H92V42H89V41H91V40H89L88 42H87V45L84 43L83 44V47H84V49L86 50V47H87V49H88V47H89V43H91V45H90V47H92V44L94 45L92 48H90L89 47V51L91 52V53H93V54H95V55H92L91 54V56L89 55V54H87V55H89L91 58H88V56H87V59H90V61H93V62H91V63H93L92 65L94 66H96L97 68H94V69H96L95 71H93L94 69H91L93 66H91L90 67V75L92 76V78L95 76V73L96 74H98L97 73V69H99L101 72L102 71H104V72H106V74H104L103 73V77H105V75H106V77L107 76H109L110 75V78L112 79V77H111V74H109V73H111V72H113V74H112V76L117 72V71H119V73H117L115 76H113V78L115 77H118V79H119V76H121L122 77V75H121V73H123L124 74V76L123 77H125V76H127V77H130V75H131V77H132V79L134 78V80L135 81H133L135 84H136V82L138 81V78L137 77H139L138 75L140 74V78H141V80H140V78H139V81H140V83H139V81L137 82V83H139V84H137L136 86H139V87H141V88H139V87H136L135 86V84L134 83H132V81H131V83H129V87H128V85L126 84L125 85V87L127 86V90L128 89H130V93H129V91H127L126 90V93H125V95H123V96H125L124 98L121 96V94L119 93V95L118 94H114V97H116L117 96V98H119L120 97V100H122L123 101V99L124 100H127V102L125 103V102H122V101H120L121 102V107H123L124 105H122V104H127L125 107H123V108H120V109H124L123 110V114H124V112H125V110H126V108H128V105L129 104H132V102L130 101V100H132L133 101V103L134 104H132V105H129V108L126 110V111H128V115H130L131 113V115H130V117H131V119L130 120H132V121H130V124L132 123L133 124V129H135V132L137 133V131H139V136H138V134L136 135L138 138H136L137 139V142L135 141L134 143L135 144H132V146H130L131 144L129 143V141H128V145H127V147H126V149H128V148H131V147H133V146H136L135 147V149H137L138 147H139V151H137V155L139 154V152L141 153V155L139 154V157L141 156V158H142V160H144V161H142L141 160V158H139L138 156H137V159L139 160V161H142V162H138L137 161V164H140L141 166H143L144 167V169H148L149 168V171H153L154 173V176H152V175H149V176H152V177H154L153 179H155V177H158L159 175L161 176V177H159L160 178V180H159V178H156L155 179V181H157L158 180V183L157 184H159V182L161 181L162 183H160L162 186H163V184L164 183H166L164 180L166 179V181L167 180H171L172 181V183L171 182H169V181H167V184H168V187H167V190H169V192L170 191H172V190H174L175 192L176 191H180L179 193L180 194H178V192L177 193H175L174 191V194H178L179 195V197L180 198H182V199H184L185 197L186 198H188V200H189V197L188 196H190L191 198H190V200L189 201H191V203L193 202V209H195V206L197 207V209H196V211L195 210H193L192 209V212H191V214H192V216L193 215H195L196 216V218L193 216L192 218L194 219H190L191 220V223H192V225H193V229H195L196 227H198V228H196L195 230L198 232L199 230H200V232H202V233H200L199 232V234L198 233H196V231H195V234L197 235L196 236V238H198L199 239V237L201 236V238H202V236H204V238H206V239H199V241L201 240V243H202V240H203V243L205 244L206 243V245H205V247L207 248V249H211L210 251H212V253L214 254V256H215V260L213 261V262H215L216 261V259H220V253L218 254V252H220V250H221V252L223 251V249H224V253L223 254H230V251L231 252H233L234 251V249H232V250H230V248H231V246H229L228 245V243H225V242H229L230 243V241L232 242L234 239L237 241L238 239V241L237 242H240V239H242V240H244L245 241V239H247L246 238V236L248 235V233L249 232H251V230H252V228H254L253 230H252V233H249V236H248V239L249 240H251L254 236V238L252 239V240H256L257 241V238H258V242H257V244L259 245V243L261 244V241L263 240V243H262V245L264 244V165H263V163H264V161H261V159L262 160H264V132L262 133L263 134V136H262V134L260 133V132H262V131H264V129L262 128L261 129V127H258L257 128V130L255 129V128H251V126H255V123H257L256 121V119H255V117H254V115H252L256 110H258V111H261V110H264V103L262 104V102H264V100H262L261 99V97L262 98H264V95H263V93H264V87H261L262 85H264V84H262V83H264V80H262L263 78H264V66L262 67V65L264 64V58H262L261 59V57L263 56L264 57V53H263V51H261V50H263V48L264 47H262V46H264V39H262V37L264 36V34H262L261 32H264V18L262 19V22H261V17H264V14L262 13L263 11H264V7L262 8V6L264 5V1L262 2L263 3V5L261 4V0L260 1H256V0H254V2H253V0H250V2H251V4H250V2L248 3L247 1H246V5L248 6V8H247V6L245 5V3H242V5L244 6H246V8H247V10H246V8H245V10H244V12H245V14H246V12H247V14L245 15L244 14V12H242L243 11V9L244 8H242L241 6V8H242V10H241V8L239 7V4L241 3V0H239V2L236 0H231V3H229L230 2V0H226V3H224V5H222V4H218V2H221V0H218V1H215L216 3H217V5L216 6H214L213 4H212V6H209V0H199V1H202L203 2V4L202 3H199V1L198 2H196L195 1V3H199V4H201V5H199L198 4V6L200 7V9H201V12H200V9L198 8V10H199V12H200V14H198L199 12H198V10H197V7L195 6V7H193L194 9H192V6H194V5H196L195 3H194V1L193 0H177V2H176V0H174V2L172 1V0H167V1H163V0H160V3H159V0H152V1H150V0H148L147 1V4H145L146 2ZM168 1L170 2V3H168ZM172 1V2H171ZM185 1V2H184ZM208 1V2H207ZM228 1V2H227ZM232 1H234V2H232ZM61 1H59V3H60ZM92 2H94L93 4H96V5H102L103 3H100V2H98V0H97V3H96V0H92ZM143 2V3H142ZM162 2H163V5H162ZM179 2H180V4H181V6H180V4H179ZM181 2H184V3H186V4H183V3H181ZM190 2V3H189ZM223 2V1H222ZM236 2V4L238 5V6H236L235 4H233V3H235ZM242 2H245V0L243 1L242 0ZM259 4L258 6H259V8H260V5H262L261 6V8L263 9H261V11L259 10L258 12L255 10V7L257 6V3ZM98 3H100V4H98ZM149 3V4H148ZM164 3H166L167 4V6L168 5H170V6H168V7H165L166 6V4H164ZM191 3H193V4H191ZM207 4V5H204V4ZM256 5H255V4ZM140 4V5H139ZM144 4V5H143ZM151 4V5H150ZM176 4V5H175ZM179 4V5H178ZM182 4H183V6H182ZM189 4V5H188ZM227 4H229V9L227 10V13H225L226 12V9L227 8H225L226 6H228ZM252 6L253 5V7H251L250 5ZM156 5V6H155ZM172 5V6H171ZM178 5V6H177ZM192 5V6H191ZM203 5V6H202ZM223 7H221V6ZM233 5V11H230V9L232 10V6ZM99 6V7H100ZM139 6H141V7H139ZM146 8H145V7ZM153 6H155L154 8H153ZM159 6H160V8H159ZM163 6V7H162ZM190 6V8L192 9V11L194 10V11H197V12H194L193 11V14L191 15V13H187V11L186 10H191L190 8H188ZM205 6V7H204ZM207 6H209L208 7V11L206 10V8H207ZM235 6L237 7V9L235 8ZM150 7V8H149ZM152 7V8H151ZM167 8V10H165V11H167L169 14H170V16L168 17V15H167V13H165V11H164V9L165 8ZM172 7V8H171ZM179 7L181 8V9H183V10H180L179 9ZM204 7V8H203ZM210 7H213V8H211V10H210ZM219 7V8H218ZM143 10H142V9ZM149 8V9H148ZM156 8V9H155ZM159 8V9H158ZM169 8V9H168ZM188 8V9H187ZM202 8H203V10H202ZM214 8H217L218 9V11H219V9L221 8V11H219L220 12V14L223 16V14L225 15V17L223 16H221L220 14H219V12L217 11V9L216 10H214ZM240 8V9H239ZM251 9V11L253 12V14H254V10H255V13L256 14H254V16H253V14L252 15H250L251 14V12H248V11H250V9ZM100 9V8H99ZM118 9V8H117ZM162 9V10H161ZM177 9V10H176ZM185 9V10H184ZM225 9V10H224ZM234 9H235V11H234ZM239 9V10H238ZM254 9V10H253ZM120 10V9H119ZM180 11V16H179V14L177 15V19H179V21H176V24H175V21L174 20H176V19H174L175 18V16H176V14ZM188 10V11H189ZM224 11V13L222 14V12ZM132 11V10H131ZM142 11V12H141ZM144 11H146V12H144ZM153 11V12H152ZM192 11H190V12H192ZM206 11H207V13H206ZM210 11H214V13L216 14V16L214 15V13H211ZM236 11H240V12H236ZM152 12V13H151ZM166 14V15H164V13ZM176 14H175V13ZM182 12H184L183 13V15H182ZM187 14H186V13ZM205 12V13H204ZM229 12H231V14H232V16L230 17V13ZM143 13H145L144 15H146V16H144L143 15ZM151 13V14H150ZM194 13H195V16H196V14H197V16L196 17H198V19H193L194 18ZM205 15H204V14ZM210 13V15L211 16H213L212 18H213V20H212V18L208 15ZM234 13V14H233ZM236 13H237V15H236ZM151 15V16H149V15ZM171 14H173L174 15V20L172 19V15ZM190 14V15H189ZM213 14V15H212ZM241 14V15H240ZM262 14V16H260ZM9 17H6V15H5V17H6V19H2V18H4V16H1L0 18V22H2V20L3 21H5V22H7L8 20L11 22V20H13V17L11 16L10 17V15L9 14H7ZM165 16V18H166V20L164 19V17L163 16ZM182 15V16H181ZM185 15H186V17H188L187 15H189V17H191L190 19H188V23H185V21H184V18H186L185 17ZM198 15H201V18L198 16ZM204 15V16H203ZM236 15V16H235ZM238 15H239V17H238ZM152 16H153V19H156V18H158V20L160 19H162L161 21H165L164 23H163V25H161V23L162 22H157V24L159 25V23H160V25H161V27H160V25H159V27L157 28V25H154V21H156V20H152ZM156 16V17H155ZM160 16V17H159ZM229 16V19H230V21H228V19H227V17ZM242 16V17H241ZM244 16H247V17H249L250 18V21L253 23L254 21H255V19L257 20V21H255V23H256V25H254V23H253V25H251L252 23L250 22H247L246 23V20L248 21V19H247V17L246 18H244ZM188 17V18H189ZM207 17H210L211 19H209L208 20V18ZM214 17H215V19H214ZM218 17V18H217ZM220 17H222V18H220ZM237 20L236 22L234 21L235 19ZM255 19H254V18ZM7 18H8V20H7ZM142 18H143V20H142ZM167 18L169 19H171L170 21H169V23L171 22L172 24H173V26H171V23L169 24L168 23V20H167ZM180 18H182V19H180ZM203 18H204V22L202 23V22H199V24H198V26H199V28H198V30H200V32L202 31L203 32V34H202V32L200 33L199 31V33L196 31V27H197V24H195L196 22H198V20L199 19H201L202 21H203ZM219 18H220V20H219ZM60 19V18H59ZM62 19V18H61ZM60 19V20H61ZM107 19V18H106ZM106 19H105V21H106ZM151 19V20H150ZM197 20L196 22H194L193 20ZM206 19V20H205ZM226 21H225V20ZM231 19H233L232 21H234V23H237L238 21V23H237V25H234V23L233 24H230V22L232 23V21H231ZM241 19H243V20H245L244 22H243V20L241 21ZM7 20V21H6ZM152 21V23L150 22V23H148L147 21ZM180 20H182V21H180ZM186 20V19H185ZM200 20V21H201ZM211 20V21H210ZM218 20V22H221V23H218L217 22V24H216V22L215 21H217ZM166 21H167V23H166ZM187 21V20H186ZM194 22V25H192L193 23L192 22ZM208 21V22H207ZM228 21V22H227ZM4 22V23H5ZM10 22H8V23H10ZM94 22H97L96 20L94 21ZM174 22V23H173ZM184 23V24H182V23ZM207 22V23H206ZM211 22H212V25H211ZM226 22V23H225ZM241 22L242 23H245V25H242V30L240 29V28H238L237 26H239L238 24L240 23L241 24ZM179 23V24H178ZM182 25H181V24ZM192 23V24H191ZM216 24V25H214V24ZM223 23H225L224 24V26H222V24ZM227 23H229L230 24V26L232 25V27H236L235 28V30L234 29H231L229 26H228V24ZM257 23H258V25H257ZM2 23H0V25H1ZM95 24V25H96ZM113 26H112V25ZM123 24H124V22H123ZM151 24H153V25H151ZM165 24V25H164ZM177 24H178V26H177ZM191 24V26L192 27H190L189 25ZM202 24L203 25H206V27H208L209 26V24H210V26L208 27L209 29H210V27H212V26H214L213 28H212V31H216L215 33L214 32H212V31H210L208 28L206 29V27L205 26H202ZM246 24H247V26H246ZM261 24V25H260ZM7 23H5V24H3L2 26H5V28L3 27L2 28V26H1V31H0V40H1V42H0V45H2V46H0V47H2V49H0V53H1V50H2V52L4 53L3 54V56L4 57H1L0 56V68H2V67H4L3 69H1V70H3V71H1L0 70V73L1 72H4L5 70L7 71V73H6V71H5V73H1L0 74V113L1 114H3L4 113V115L2 116L1 114H0V141L1 142H3V139H4V141L6 140V137H8V135H10V133H12V132H10L9 131V129H10V127L11 126H8V121H9V123L11 124V122L12 121H14L13 120V118L12 117H14V118H16L17 116H20L21 115V110L24 112L25 111V109L26 108H23V107H27V108H30L31 109V106H29V103H31L32 104V108H35L34 106H38V105H40V107L42 106V104L44 103V105H43V107L44 106H50L52 103H53V93H54V89L53 88H51V86H49V88H47L46 86L44 87L46 90H44L43 88V91H41V90H39V89H41L40 87L41 86H36L37 88H39V89H36L34 86L32 87L33 89H34V92H36V95H35V93L33 92V89L31 88V90H32V93H30V91H29V89H30V87H22V89L20 90V89H18L20 86H17L18 88H15V87H12V85H9V82H7L6 83V81H7V78H9V76L7 77L6 75L7 74H10L9 73V69H11V71L12 72H14L13 70H14V68H16L15 66V64H17V62H20V60H21V53H23L24 51H26L27 49H29L30 50V47H32L31 48V50H33L32 52H34L35 53V59H34V53H31L29 50H27L28 52H30L29 54H27L26 55V59H28L29 57H31V58H29L28 60L30 61V60H32V61H35L36 60V58L37 57H39V56H41V54H43V52L41 53L40 51H37L36 49H38V48H40L41 46H40V43H37V42H29V41H26V39H25V37L22 35L23 33L21 32L22 30H21V25H20V27H18V29L17 28H15L14 27V25L13 26H8V25H10V24H8L7 26ZM27 25H29V24H27ZM174 25H176V26H174ZM179 25H181V26H179ZM184 25V26H183ZM187 25V26H186ZM220 27H219V26ZM16 26H18V25H16ZM104 26V27H103ZM152 26H156V28H154V27H152ZM163 26V27H162ZM165 26V27H164ZM183 26V27H182ZM193 26H194V29H193ZM216 26H218V28L216 27ZM241 26V25H240ZM245 26H246V28H245ZM259 26V27H258ZM261 26V27H260ZM7 27H9V29L7 28ZM12 27V28H11ZM98 28L97 30H95V28ZM179 27L181 28V31L183 30V28H184V30H183V32H181L180 31V29H179ZM187 29H186V28ZM189 27V28H188ZM215 27H216V29H215ZM224 27V28H223ZM229 28L230 30L229 31H227L226 30V28ZM257 27V28H256ZM13 28H14V30L16 31V29H17V31H20V33L19 32H17V33H15V31L13 30ZM20 28V29H19ZM106 28V29H105ZM109 28V27H108ZM151 28H152V30H151ZM193 29V31L195 32V35L193 36L192 35V33H194L192 30H190V29ZM220 28H222V30L224 29V32L222 31V30H220ZM238 28V29H237ZM254 28H256V29H254ZM2 29L3 30H5V29H7L8 31H3L2 32ZM174 29H177V30H179V31H174ZM186 29V30H185ZM189 29V30H188ZM202 29V30H201ZM204 29H205V31H207V32H205L204 31ZM213 29H215V30H213ZM12 30V31H11ZM94 30V31H93ZM234 30V31H233ZM245 30H249V31H251V33L249 32L248 34L250 35V37L252 36V41H251V39H250V37H248L247 36V34L245 35V36H247L248 37V39H246V37L244 36V34L245 33H247V32H245ZM254 30H255V32L257 31V33L258 34H253L254 33ZM261 30V31H260ZM150 31H152V32H150ZM163 31H165L164 33H163ZM191 31H192V33H191ZM211 33H210V32ZM220 31H222V33L220 32ZM227 31V32H226ZM259 31H260V33H259ZM6 32L8 33V34H6ZM11 32V34H9ZM61 33H62V30L60 31ZM167 32V33H166ZM176 32V33H175ZM180 33V34H178V33ZM187 34H185V33ZM189 32H190V35H189ZM217 32H219V33H217ZM241 32H244L241 36L242 37H244L245 38V40H247V41H242V40H244V38L242 39V38H240L241 36H240V34H241ZM2 33H4L3 35H2ZM22 33V34H21ZM112 33V32H111ZM155 33V32H154ZM172 33H174V34H172ZM183 33L186 35L185 36V38L188 40V37H189V39H191V41L190 40H188V42H186L185 41V43H184V40H183V38H184V35H183ZM196 33H198L199 34V37L200 38H198V34L196 35ZM204 33H206V34H204ZM214 33V34H213ZM234 33V34H233ZM236 33H238V34H236ZM7 36H6V35ZM15 35V37H14V35ZM20 34V35H19ZM103 34V35H102ZM105 34V35H104ZM162 34H164V37L162 36ZM170 34H172L175 38H176V41L178 40V41H180L179 43H178V41H177V43L178 44H175L176 42H174L175 41V38L173 37L172 38V35L170 36ZM179 35L180 37V40H179V38L177 37V36H175V35ZM201 34V35H200ZM213 34V35H212ZM254 36H253V35ZM262 35V37L260 36V38L259 37H257V36H259V35ZM2 35V36H1ZM4 35H5V37H4ZM168 35H169V37H171V39H172V41H171V39L170 38H168ZM229 35H231V36H229ZM232 35H234V36H236V37H234V36H232ZM255 35H256V37H255ZM11 36H13V37H11ZM108 36V35H107ZM162 36V37H161ZM197 36V37H196ZM203 36V37H202ZM206 36V37H205ZM223 36V37H222ZM229 36V37H228ZM237 36H239V38L240 39H242L241 41L243 42H241L242 44H239L240 43V39L239 38H237ZM8 37V38H7ZM145 37V36H144ZM166 37H167V39H166ZM196 39H195V38ZM233 37L235 38V39H233ZM253 37H254V39H253ZM3 40H2V39ZM5 38V39H4ZM7 38V39H6ZM60 38H62V36H60ZM60 38L58 39V40H60ZM221 39L222 41H223V43L221 42V40L219 41L218 39ZM229 38V39H228ZM233 40H232V39ZM256 38V39H255ZM257 38H258V40H257ZM18 39L21 41V43L22 44H25L24 42H28L27 44H28V47L25 45V48H24V46H22V45H19V44H21V43H19L18 42ZM25 39V40H24ZM163 39V41L161 42V40ZM164 39H166V41L169 39L170 41H167L168 42V44H167V42L165 43L166 45H163L164 43L163 42H165V40ZM185 39V40H186ZM192 39H195V40H192ZM102 40V39H101ZM101 40H98V41H96L97 43H99V42H106V40H107V37H106V39H103V41H101ZM117 40V39H116ZM155 40V41H154ZM157 40V41H156ZM174 40V41H173ZM209 40V41H208ZM227 40V41H226ZM230 40H231V43H230ZM235 40H236V43H235ZM237 40L239 41V43L237 42ZM255 40V45L256 46H258V43H257V41L259 42L260 41V43H262L261 44V46L259 45L258 46V48H259V50H260V54L262 55H260L259 54V52H258V48H256V46L254 47L253 46V41ZM7 41H9L8 43H7ZM15 41V42H14ZM60 41H63L62 39L60 40ZM198 41H202L201 43H202V45H204V46H207V47H209V50H208V52L206 53V54H204L206 51H204L201 55H203V56H199L200 54H193V52L194 53H197L198 51H199V49L200 48H202V46L201 47H199V49L197 48V50H196V48L195 47H197L196 46V43L198 42ZM205 41V42H204ZM212 41V42H211ZM214 41H216V42H214ZM249 41H251V42H249ZM58 43H59V41H57ZM109 42L110 43H112L113 45L111 46V44H109ZM159 42H161V43H163L162 45H163V47H161L160 46V44L161 43H159ZM174 42V43H173ZM183 44H182V43ZM214 42V43H213ZM218 42V44H216ZM221 42V43H220ZM244 42H245V44H246V46H248V44H250V43H253L252 44V47L251 48H249V46L247 47V48H243V46L245 45L244 44ZM247 42H249L248 44H247ZM3 43V44H2ZM13 43V44H12ZM62 43V42H61ZM172 43V44H171ZM200 43V44H201ZM204 43V44H203ZM209 43V44H208ZM226 43V44H225ZM233 43H235V44H233ZM237 43L239 44V46L237 45ZM257 43V44H256ZM259 43V44H260ZM6 44H7V46H6ZM101 44V43H100ZM99 44V45H100ZM107 44H106V46H107ZM117 44V43H116ZM144 44V45H143ZM170 44V45H169ZM181 44V45H180ZM193 44H195V46L193 45ZM221 44H223V47H222V45ZM244 44V45H243ZM63 45V44H62ZM102 45V44H101ZM118 45V44H117ZM149 45V44H148ZM168 45V46H167ZM173 45H175L174 47H173ZM185 45V46H184ZM187 45H190V47L192 48H194L197 52H195V51H192V50H190V52H191V55H192V58H191V55L189 54V52L184 48V47H186ZM221 46V47H219V46ZM235 45H237V47H241L242 45V49H244L243 50V54H242V56H241V58L243 57V55H245L243 58L245 59V61H246V59L248 60V62L246 61H243L244 59L242 58L241 59V61L239 62V60H240V56H239V54L237 55V53L238 52H240V54L242 53L241 51L242 50H239V51H237L238 50V48L237 47H235ZM241 45V46H240ZM10 46V47H9ZM17 46H18V49H20L19 47L20 46H22L24 49L22 50V49H20V50H18L17 49ZM37 46V47H36ZM60 46V45H59ZM111 46V47H110ZM116 46V45H115ZM141 46V47H142ZM160 46V47H159ZM179 46H183L181 49H182V51L180 50V52H177L175 49H177V47H178V50L180 49V47ZM204 46H203V49H202V51L204 50ZM4 47H8L7 48V51L5 50V48ZM14 47H16V48H14ZM63 47V49H61V48H59V49H61V51H60V54L63 52V50H64V45L62 46ZM176 47V48H175ZM213 47V48H212ZM226 47H228V48H226ZM229 47H231V48H229ZM235 47V48H234ZM35 48V49H34ZM42 48V47H41ZM95 48V49H94ZM146 48V49H147ZM153 48V49H152ZM171 48H173V49H171ZM188 49H191V48H189V47H187ZM217 48H219L218 50H219V52L220 53H218V50H217ZM221 48H223L224 50H222ZM241 48H239V49H241ZM248 48L249 49H251L250 51H251V53L249 54L248 52H250L249 50H248ZM252 48L254 49L255 48V50H252ZM13 49V50H12ZM18 50V51H15V50ZM90 49H92V50H90ZM141 49V50H140ZM206 49H208V48H206L205 47V50ZM211 49V50H210ZM221 49V50H220ZM231 49V50H230ZM246 49V50H245ZM256 49H257V51H256ZM10 50V52H8ZM35 50V51H34ZM41 50V49H40ZM88 50H86V52H88ZM170 51L171 53H172V57H171V60L169 61V58L167 59V55L169 54L167 51ZM184 50H185V52H186V54H185V52H184ZM214 50L216 51L217 50V52H215L214 53ZM225 50H227V51H225ZM229 50V51H228ZM234 50L236 51L235 53H234ZM20 51H21V53H20ZM26 51V52H27ZM42 51V50H41ZM164 51H166L165 53H167V55H165V53H164ZM202 51H200V52H202ZM230 51H232L233 53V55L231 54V52ZM254 51V55H252V52ZM7 52V53H6ZM18 52V53H17ZM27 52V53H28ZM36 52H37V54H36ZM40 54H39V53ZM90 52H88V53H90ZM159 52V53H158ZM160 52L164 55V57H162L163 55L162 54H160ZM187 52H188V54L190 55V58H189V56L187 57ZM213 52V53H212ZM227 52V53H226ZM10 53V54H9ZM96 53H98V52H96ZM107 53H109V54H113L114 55V57L112 58L110 55H107V58H111L112 60H113V62H111L109 59L107 60V59H105L106 58V54ZM152 53H157L156 54V56L157 57H159V58H161L162 57V60H164V63L163 64H165V66H166V63L165 62H167V65L168 66H170L169 64H171V67H169L168 68V66H166V68H168V69H166L165 67H162V65H161V63H160V65L158 64V62H160L159 61V58H153V57H150V56H154L155 57V54H152ZM170 53V54H171ZM183 53V54H182ZM256 53H258V54H256ZM5 54L8 56V57H6L5 56ZM14 54V55H13ZM31 54V55H30ZM134 55V56H132L131 57V55ZM144 54V55H143ZM208 54V55H207ZM216 54V55H215ZM225 54H226V57H225ZM229 54H230V56H229ZM9 55H11L10 57H9ZM16 55H18V56H16ZM19 55H21V56H19ZM33 55V56H32ZM44 56H45V54H43ZM118 56V58H117V56ZM121 55V57H122V59H121V57L119 58V56ZM147 55V56H146ZM148 55H150V56H148ZM161 55V56H160ZM185 55V58L184 57H182V56H184ZM207 55V56H206ZM214 55L217 57L216 59H215V57H214ZM247 55V56H246ZM250 55H252V57H250ZM255 55H257V56H255ZM29 56V57H28ZM43 56V62H45V58L46 57H44ZM95 58H94V57ZM110 56V57H109ZM126 56V55H125ZM144 56H146V59H145V57ZM166 56V57H165ZM213 56V57H212ZM234 56V57H233ZM236 56V57H235ZM239 57V60H238V57ZM11 57H13V58H11ZM21 57V58H20ZM61 57V56H60ZM59 57V58H60ZM138 57V58H137ZM143 58V60H147V61H145V63H142V65H141V67H140V64L141 63H139V62H141L142 61V59L141 58ZM147 57H150L149 59H147ZM182 57V58H181ZM200 57V58H199ZM209 57H211V59L209 58ZM231 57V58H230ZM254 57V58H253ZM259 57V58H258ZM5 58V59H4ZM15 58H19L18 59V61L15 59ZM33 58V59H32ZM98 58V59H97ZM128 58V59H127ZM130 58H135V60L134 59H132V60H134V61H132V60H130ZM164 58V59H163ZM203 58V59H202ZM205 58V59H204ZM212 58H214L213 60H212ZM230 58V61L228 60ZM237 58V59H236ZM249 58H250V60H251V58L253 59V61H251V62H249L250 60H249ZM255 58H256V60H255ZM38 59V58H37ZM40 59H42V56L38 59L39 61H40ZM94 59V60H93ZM101 59H103V61H104V63L107 61V63H108V61H110L109 63H108V67H106V66H104V65H106L107 63H105L103 66H102V64L101 63H99L100 61L103 63V61L101 60ZM116 59H119L118 61H120L121 60V62L119 63L118 61H117V63L115 62L114 63V61ZM124 59H127V61L125 60L124 61V65H122L121 63H123V60ZM140 59V60H139ZM217 59H219V60H217ZM225 59V60H224ZM228 61H227V60ZM232 59H233V61H232ZM257 59H259V61L260 60H262V62H261V64H260V62L257 60ZM8 60V61H7ZM38 60H36L35 61V64H34V66L37 64H40V62L38 61ZM56 60V59H55ZM60 60V59H59ZM59 60H57V61H55L56 63H57V65L56 64H54L55 66H59L58 65V61ZM129 60L133 63V62H135L134 63V65H135V69H133L134 67L132 66V64H131V62H130V66L128 67V63H129ZM136 60H137V62H136ZM151 62H150V61ZM152 60H155V61H152ZM166 60V61H165ZM173 60V61H172ZM176 60V61H175ZM197 60V61H196ZM199 60H200V62H199ZM204 60V61H203ZM215 60V61H214ZM234 60H236V61H234ZM62 61V60H61ZM60 61V62H61ZM97 61H98V63H97ZM179 61V62H178ZM186 61H187V63H186ZM194 61H196V63L194 62ZM207 61V62H206ZM209 61H211V62H209ZM219 61H222V62H219ZM226 61V62H225ZM10 62V63H9ZM12 62V63H11ZM126 62H128V63H126ZM153 62H157V65H156V67H155V64L153 65ZM181 62V63H180ZM184 62V63H183ZM190 62V63H189ZM198 62V63H197ZM202 62V63H201ZM224 62V63H223ZM229 62V63H228ZM235 62V63H234ZM254 62V63H253ZM110 63H111V65H110ZM128 64V65H126V64ZM149 65H148V64ZM194 63V64H193ZM200 63V64H199ZM209 65H208V64ZM219 64V65H221V67H223V68H221L219 65H218V67H217V64ZM226 63V64H225ZM250 63V64H249ZM253 63V64H252ZM6 64H7V66H6ZM11 65L12 64V66H13V64H14V67H8L9 65ZM76 64H78V63H76ZM76 64L74 65V66H76ZM98 64L100 65V67L102 66V68L100 69V67H98ZM113 64V65H112ZM136 64H138V67H136L137 65ZM143 64H144V66H148V67H145L144 68V66H143ZM150 64L151 65H153V67H155V69L154 68H150L149 66H150ZM196 64H198V65H196ZM226 65V66H223V65ZM238 64H239V67H240V69H239V67H238ZM245 64V66L243 67V65ZM248 64V65H247ZM36 65V66H37ZM120 66L121 65V68L122 69H120V68H118L117 66ZM172 65H177V66H172ZM183 66V67H181V66ZM187 65H189V66H187ZM199 65H200V67H199ZM211 65V66H210ZM228 65V66H227ZM233 65V66H232ZM249 65H251V68H250V66ZM258 65H260L261 67H259ZM2 66V67H1ZM54 66V67H55ZM94 66V67H95ZM114 66H116V68L115 69H117V70H115L114 69ZM159 66V67H158ZM160 66L162 67V69L160 68ZM180 66V67H179ZM191 66V67H190ZM194 66V67H193ZM207 66V67H206ZM232 67V69L230 68V67ZM249 66V68H250V70H249V68H247V67ZM253 66V67H252ZM18 67V66H17ZM106 67V68H105ZM113 67V68H112ZM125 67V68H124ZM142 68L143 67V69L142 70H140V68ZM152 67V66H151ZM173 67V68H172ZM211 67V68H210ZM213 67V68H212ZM235 67H238V68H235ZM241 67H243V68H241ZM257 67H259V68H257ZM27 68H29V67H27ZM110 68V69H109ZM131 68H132V70H131ZM137 68H138V70H140V71H142L141 73H140V71L138 72V70H137ZM146 68H148L147 70H148V73H149V75H148V73H147V75L148 76H150L151 74H153V75H151V77H149L151 80H154L153 79V77H155V80L157 79V84L155 85V86H153V83H150V82H152V81H150V80H148L147 79V77L148 76H146V78H145V80H144V78H143V80H142V77H145V74H146V72H144L145 71V69ZM150 68V69H149ZM160 70V72H159V76H160V74H162V75H164L163 76V78H162V75L160 76V77H158L157 75H158V69ZM171 68V69H170ZM175 68V69H174ZM177 68H179V71L177 70ZM190 69V70H188V69ZM194 68V69H193ZM198 68V69H197ZM204 68V72H203V69ZM210 68V69H209ZM220 71V69H221V73L220 72H217V69ZM230 68V69H229ZM245 68V69H244ZM253 68H255V69H253ZM260 68H262V69H260ZM5 69V70H4ZM166 69V70H165ZM172 69L174 70V76H171V83H170V85H169V83H168V85H169V88H168V90L166 89V87H165V85L167 84L166 83V81L168 80V78H169V71L171 70L172 71ZM195 69H197L196 71H195ZM200 69H201V71H200ZM215 69V70H214ZM223 69H224V73H225V71L227 72V73H225V74H227V75H225L224 73L222 74V71H223ZM230 70V72H232L233 71V69L234 70H236V71H233L232 72V74L231 73H229V70ZM260 70V73H259V71H257V70ZM106 70V71H105ZM109 70H111V71H109ZM120 70H122L123 72H120ZM129 72H128V71ZM144 70V71H143ZM152 70V71H155V70H157L156 72H157V75H156V73L155 72H150V71ZM162 70V71H161ZM211 70V71H210ZM246 70V71H245ZM247 70H249V72H251V73H249ZM115 71V72H114ZM125 71H127V73L125 72ZM131 71V72H130ZM132 71H137V74H135V72H132ZM186 71H189L188 73H186ZM193 71V72H192ZM207 71H209L210 73H208ZM238 71V72H237ZM243 71H244V73L246 74V75H244L243 76ZM257 71V73H255V72ZM109 72V73H108ZM125 72V73H124ZM143 72H144V74H143ZM163 72H165V73H163ZM191 72V73H190ZM195 72V73H194ZM200 72L202 73V74H205V75H202V77H201V74H200ZM206 72H207V74H206ZM213 72V73H212ZM237 72V73H236ZM240 72V73H239ZM263 72V73H262ZM92 73H93V75H92ZM109 75H108V74ZM131 73H133L134 75H137V76H133ZM155 73V74H154ZM179 73V74H178ZM199 73V74H198ZM216 73V74H215ZM219 73V74H218ZM254 73V74H253ZM118 74H120L119 76H118ZM126 74V75H125ZM199 75V76H196V75ZM209 74H210V76H211V78L213 77V78H215V80L212 78H210L209 77ZM235 74V75H234ZM238 74H239V76H238ZM247 74H248V76H247ZM249 74H251V78H250V75ZM257 74V75H256ZM259 74H261V75H259ZM263 74V75H262ZM101 75V74H100ZM129 75V76H128ZM192 75H195V76H192ZM216 75H217V77H216ZM225 75V76H224ZM241 75H242V77H241ZM260 77H259V76ZM2 76H4V77H2ZM142 76V77H141ZM176 76V77H175ZM180 76V77H179ZM183 76H184V78H183ZM187 76V77H186ZM208 76V77H207ZM223 76H224V78H223ZM246 76L248 77V78H246ZM5 77H6V80H5ZM101 76H99L98 77V75H97V77L94 79V81H93V79L92 78H90V80H88L87 82H84V84H87L88 83V85H89V83L92 85V83L94 84L95 83V85H92L93 86V88L95 89H93V90H91L90 88L92 87L91 85H89V87H88V85L86 86V85H84V88H85V90H86V92H88V93H86V95H87V99H93V97H95V99H99L100 98V100H102L101 98V96H99L100 95V93H110L111 92V89H112V85H113V87L115 86V82H117V81H114V80H116L115 78L112 80V81H114V83L107 77V83H108V86H111V87H108L107 86V84L105 83V86H104V84H102L103 85V91H102V88H99L100 86H98L97 85V83H98V81L101 79L100 78ZM105 77V78H106ZM120 77V78H121ZM122 77V78H123ZM130 77V78H131ZM174 77V78H173ZM198 77V78H197ZM200 77V78H199ZM230 77H232V79L234 78V80L235 81H233ZM252 77H253V79H252ZM263 77V78H262ZM3 78V79H2ZM99 78V79H98ZM105 78H103L104 80H103V83L104 82H106V79ZM177 78H178V80H177ZM180 78V79H179ZM191 78V79H190ZM203 78V80H199V79H202ZM207 78V79H206ZM210 78V79H209ZM219 78H221L220 80H219ZM228 78V79H227ZM237 78V79H236ZM250 78V79H249ZM261 78V81H259V79ZM137 79V80H136ZM185 79H186V81H185ZM190 79V80H189ZM192 79H194V83H193V81H192ZM217 79V80H216ZM224 79H226L224 82L222 81V80H224ZM229 79H231V80H229ZM242 79V80H241ZM96 80H97V83H96ZM148 80V81H147ZM154 80V81H155ZM158 80H160L159 82H158ZM204 80H206V81H204ZM216 82V81H219V82H221V83H219V82H214V81ZM227 80L230 82V83H228L227 82ZM246 80H247V82H246ZM251 80V81H250ZM90 81V82H89ZM102 81V80H101ZM109 81H110V83H109ZM143 81H146L145 83H147V82H149V85H151L153 88L154 87H156V89H153L152 87V89H153V92H152V89L150 88V86L148 85V83L147 84H145ZM153 81V82H154ZM173 81H175V82H173ZM180 81V82H179ZM181 81H183V82H181ZM192 81V82H191ZM198 81V82H197ZM201 81V82H200ZM206 82L207 84H205L204 82ZM2 82H3V84H2ZM161 82V83H160ZM213 82V83H212ZM228 84H227V83ZM251 82V83H250ZM252 82H256L255 84L254 83H252ZM261 82V83H260ZM5 83V84H4ZM75 83V82H74ZM79 83V82H78ZM142 83H144L145 85H143L142 86ZM155 83V82H154ZM173 83V84H172ZM182 85H181V84ZM225 83V85L223 86V84ZM234 83V84H233ZM241 83V84H240ZM250 84L251 86H249L248 84ZM7 84V85H6ZM81 84L82 83H79V84H75L74 86H76L74 89L76 90V88H77V91H81V90H83V92H81V93H84V88L83 87H81ZM134 85V86H132V85ZM158 84H162L161 86H158ZM178 84H180V85H178ZM209 84V85H208ZM218 84V85H217ZM221 84V85H220ZM230 84H233V85H230ZM239 84V86H241V85H243V86H241V87H243V88H241V87H239V86H235V85H238ZM36 85V84H35ZM80 85V87L79 88H81L80 90H79V88H78V86ZM130 85L132 86L131 88H130ZM148 85V86H147ZM186 85H187V87H186ZM189 85V86H188ZM192 85V86H191ZM208 85V86H207ZM211 85H213V86H211ZM216 85V86H215ZM2 86V87H1ZM5 86V87H4ZM91 86V87H90ZM107 86V87H106ZM144 86H146L145 87V89H144ZM157 86H158V88H157ZM163 86L165 87L164 89H163ZM185 86V87H184ZM203 86H205V87H203ZM221 86V87H220ZM234 86V87H233ZM253 86V87H252ZM257 86H258V88H260V90L258 91L257 89ZM12 87V88H11ZM43 87V86H42ZM89 89H88V88ZM105 87V88H104ZM134 87V89H132ZM143 87V88H142ZM160 87H162L161 89H160ZM182 87H184V88H182ZM190 87H191V90H190ZM195 87V88H194ZM210 87V88H209ZM213 87V88H212ZM223 87V88H222ZM227 87H229V88H227ZM236 87V88H235ZM249 90V91H251L250 93L251 94H254L255 93V91H257L258 93H255L254 95H249L250 93L246 90V88ZM250 87V88H249ZM7 88V89H6ZM11 90H10V89ZM99 88V89H98ZM108 88H109V91H108ZM136 88H137V91H136ZM151 89V90H149V89ZM180 88V89H179ZM209 88V90L207 91V89ZM216 88H219V89H216ZM222 88V89H221ZM228 90H227V89ZM230 88H232L231 90H230ZM244 88H245V90L248 92V98H250V97H252V98H250V99H252V100H254V101H250V99H248L247 98V100H246V102H243V101H245V99H246V97L247 96H245V95H247V92L244 90ZM252 88V89H251ZM4 89H5V91H4ZM15 89H17V90H15ZM24 89H26V91H24V94L25 93H27V94H30V95H28V96H23L24 98H16V95H12V93L13 92H19V90L20 91H22V90H24ZM107 89V91H105L104 92V90H106ZM131 89L134 91H131ZM139 89V90H138ZM142 89V90H141ZM146 89H148V90H146ZM158 89V90H157ZM187 91V92H185V90ZM199 89V90H198ZM216 89V91H212V90H215ZM226 89V90H225ZM236 89V90H235ZM244 90V91H242L241 92V90ZM251 89V90H250ZM256 89V90H255ZM36 90V91H35ZM39 90V91H38ZM53 92V93H51V91ZM64 90V89H63ZM66 90V89H65ZM64 90V91H65ZM75 90H72V94H73V92L75 91ZM89 90L92 92H89ZM155 90H157V91H155ZM160 90V91H159ZM181 90V91H180ZM182 90H183V92H182ZM189 90V91H188ZM194 90V91H193ZM201 90V91H200ZM224 92H223V91ZM240 90V91H239ZM252 90H253V93H252ZM263 90V91H262ZM12 91V93H10ZM38 91V92H37ZM46 91H47V93H46ZM69 92H71V90H68ZM96 91V93H98V91H101L100 93H98L99 95H97L96 93H94ZM116 91V90H115ZM136 91V92H135ZM140 91V92H139ZM141 91H142V93H141ZM146 91H147V93H146ZM151 91V92H150ZM164 93H163V92ZM168 91V93L171 95H169L168 93H166ZM205 92V94H204V92ZM222 91V92H221ZM237 91H239V92H237ZM29 92V93H28ZM41 92V93H40ZM76 92V91H75ZM144 92H145V94H144ZM150 92V94H148ZM155 92V93H154ZM156 92H157V94H158V96H157V94H156ZM159 92H161L162 93V95L160 96L159 94H161V93H159ZM197 92V93H196ZM200 92H202L201 94H199ZM206 92H207V94H206ZM215 92V93H214ZM223 93V94H221V93ZM234 92V93H233ZM263 92V93H262ZM45 93V94H44ZM49 93V94H48ZM91 93V94H90ZM108 93V94H109ZM118 93V92H117ZM132 93V94H131ZM139 93V95H138V98L136 97L137 95L136 94H138ZM151 93L152 94H155L156 96H154L153 95V97H155L158 101H159V103L157 102V101H151L152 103H154L155 105L158 103V104H161V106L162 105H164V104H162V103H160V101L161 102H163L162 100L164 99V101H165V105H166V102H167V104H169L168 102H170V105H171V107H170V105H168L169 107H165V105H164V109H162V108H160V105H156L158 108H160L161 110H163V111H165V113H162L161 111H160V109H159V111H157V107H155V105L154 104H152V103H150V105L152 106H150L149 108H147V110H144L146 107H145V105L146 106H149V103H148V105H147V103H145V102H148V101H145V100H142L143 98L142 97H146L147 99L151 96ZM173 93V94H172ZM183 93V94H182ZM194 93V94H193ZM220 93V95H218ZM228 93V94H227ZM236 93H238V94H243L244 96H242L241 97V95L239 96L238 94H236ZM38 94H41L40 96H44V97H41V99H40V97H38L39 95ZM43 94V95H42ZM93 94H96L97 96H95V95H93ZM140 94H142V95H140ZM164 94H168V98L166 97V95H164ZM187 94V95H186ZM190 94H192L191 95V97H190ZM195 94H196V96H195ZM233 94V95H232ZM258 94L259 95H262V96H258ZM48 95V97L46 98V96ZM85 95V96H86ZM129 95H131L129 98H128V96ZM136 95V96H135ZM144 95V96H143ZM146 95V96H145ZM149 95V96H148ZM165 96V98H164V96ZM193 95H194V97H193ZM200 95H201V98H200ZM225 95L227 96V95H230V96H232V97H230V96H227V97H225ZM235 95H238V96H235ZM257 96V99H256V96ZM29 96H33V97H36V101H34L33 99H35V98H33L32 97V100L30 99V102H28L29 100V98H31V97H29ZM49 96H50V98H49ZM73 96H74V94H73ZM133 96H134V98H133ZM142 96V97H141ZM148 96V97H147ZM170 96V97H169ZM183 98H182V97ZM213 96H215V97H213ZM22 97V96H21ZM29 97V98H28ZM98 97V98H97ZM121 97L123 98V99H121ZM136 97V98H135ZM141 97V98H140ZM159 97H162V98H159ZM187 97V98H186ZM188 97H189V99H188ZM199 97V98H198ZM206 97H207V99H206ZM230 97V98H229ZM234 97V98H233ZM236 97V98H235ZM240 97V98H239ZM244 97V98H243ZM255 97V98H254ZM4 98V99H3ZM27 98V99H26ZM37 98H38V101H37ZM45 98V99H44ZM134 100H133V99ZM145 98V99H146ZM152 98V96L150 97V99ZM160 100H159V99ZM192 98H193V100L195 99L196 101L194 102L193 100H192ZM213 98V99H212ZM221 98V99H220ZM223 98H225V99H223ZM227 98V99H226ZM229 98V99H228ZM233 100H232V99ZM243 98V100H240V99H242ZM261 100H259V99ZM3 99V100H2ZM128 99H129V101H128ZM150 99H149V101H150ZM154 98H152L151 100H153ZM184 99H186V100H184ZM187 99L189 100V102L187 101ZM199 99V100H198ZM203 99V100H202ZM206 99V100H205ZM236 99V100H235ZM238 99V100H237ZM13 100V101H12ZM43 100H45V102L43 101ZM47 100V101H46ZM51 100V101H50ZM135 100H137V102H134ZM138 100H139V103L141 102V103H144L143 104V106L141 105V103H140V105L138 104ZM167 100V101H166ZM184 100V101H183ZM192 100V101H191ZM201 100V101H200ZM208 101V102H205V101ZM226 100V101H225ZM232 101V102H227V101ZM235 100V101H234ZM240 100V101H239ZM256 100H258V101H256ZM11 101V102H10ZM14 101H16V102H14ZM25 101H27L28 103H24ZM34 103H33V102ZM42 101V102H41ZM90 101V100H89ZM145 101V102H144ZM187 103H186V102ZM192 103H191V102ZM225 102V104H224V102ZM236 101H238V102H236ZM14 102V103H13ZM22 102H23V104H22ZM39 104H38V103ZM47 102H48V104H47ZM88 101H85L84 102V104L85 103H87ZM113 102H114V100H113ZM173 102V104H171ZM197 102V103H196ZM199 102V103H198ZM219 102L220 103H222V104H224V105H222V104H219ZM227 102V103H226ZM234 102H235V104H234ZM240 102H243V104H241ZM254 102H256V106L257 105H259V104H261L262 106H260L259 105V107L257 106H255L254 105ZM261 102V103H260ZM11 103V104H10ZM45 103H46V105H45ZM51 103V104H50ZM183 103L185 104V105H183ZM194 103V104H193ZM196 103V104H195ZM213 103V104H212ZM216 103V104H215ZM217 103L219 104V105H217ZM230 103H232V105H230ZM240 103V104H239ZM14 104V106H12ZM21 106H20V105ZM28 104V105H27ZM30 104V105H31ZM35 104V105H34ZM83 104V105H84ZM135 104L138 106L139 105V107H142V108H138V109H140L138 112H140L139 114H138V112H136L138 109H137V106H135ZM188 104V105H187ZM202 104V105H201ZM209 104H211V105H209ZM215 104V105H214ZM233 104H234V108H233ZM237 104V105H236ZM244 104H246L247 106H245ZM11 105V106H10ZM34 105V106H33ZM86 105V104H85ZM154 105V106H153ZM183 105V106H182ZM190 105V106H189ZM197 105H199V106H197ZM207 105V106H206ZM228 105H230L229 107H228ZM239 105V106H238ZM241 105H243V106H245V108L243 107V106H241ZM254 107H256L255 109H253V106ZM48 106V107H49ZM131 106L133 107H136V108H132L133 110H131ZM167 106V105H166ZM178 106H179V108H178ZM180 106L182 107V108H180ZM185 106V107H184ZM197 106V107H196ZM200 106H201V108H200ZM203 106V107H202ZM205 106H206V108H205ZM211 106V107H210ZM221 106V107H220ZM251 106H252V109H251ZM4 107V108H3ZM16 107V108H15ZM22 107V108H21ZM145 107V108H144ZM155 107V113H154V111H151V110H154V109H152V108H154ZM196 107V108H195ZM210 107V110L209 109H207V108H209ZM212 107L214 108V109H212ZM225 107V109L226 110H224V109H222V108H224ZM235 107H237V108H235ZM21 108V109H20ZM46 108V107H45ZM144 108V109H143ZM151 108V109H150ZM166 108V109H165ZM178 108V109H177ZM184 108H185V110H184ZM193 108V109H192ZM201 110H200V109ZM218 110H217V109ZM239 108H241L240 109V111H239ZM248 108V109H247ZM250 108V109H249ZM260 108H263V109H261L260 110ZM6 109H8V110H6ZM148 109H150V112L148 111ZM181 109V110H180ZM205 111H204V110ZM215 109L218 111H216L215 112ZM229 109V110H228ZM233 109H238L237 111V114H239V112H240V117H239V115H238V118H235V116L237 117V114H233V113H235L236 111H234ZM4 112H3V111ZM10 110V111H9ZM136 110V111H135ZM192 111V112H190V111ZM200 110V111H199ZM214 110V111H213ZM228 110V111H227ZM245 112H244V111ZM251 110V111H250ZM6 111H8V112H6ZM120 111L121 110H117V114H115L116 116H117V118H115L116 116L115 115H113V116H111L114 120V122H118L117 121V119H119V118H122V120L120 119V122H122V125L124 126V125H126V126H128L129 124L127 123V122H123V114H121L120 113ZM131 111V113L129 114V112ZM134 111L137 113V114H133L134 113ZM141 111L142 112H144V113H141ZM185 111H186V113L188 112V114H186L185 113ZM195 111V112H194ZM202 111V112H201ZM210 111V112H209ZM226 111V112H225ZM242 111H243V113H242ZM249 111H250V113H249ZM253 111V112H252ZM10 112V113H9ZM13 112V113H12ZM15 112H16V114H15ZM88 112H90V111H86L85 113L86 114H84V113H82L81 115L79 114V115H76L77 116V118L76 117H74L75 119L74 120H76L75 122H74V126H78L77 128H83L86 124H88V122H86L87 121V117H88V115H89V113ZM122 112V111H121ZM146 112H148V113H150V115L148 116V114L146 113ZM158 112L159 113H161V114H158ZM180 112V113H179ZM197 112V113H196ZM204 112V113H203ZM206 112H209V113H206ZM221 112V113H220ZM263 114H264V111H261ZM9 113V114H8ZM20 113V114H19ZM156 116V114L158 115L157 116V120H156V117H154V115ZM167 113V114H166ZM191 115H190V114ZM203 113V114H202ZM218 113V114H217ZM245 113H247V114H245ZM13 114V115H12ZM15 114V115H14ZM118 114H120V115H118ZM126 114V115H125ZM124 114V116L126 117L127 116V112ZM165 114V115H164ZM169 114V115H168ZM180 114H181V116H180ZM197 114V115H196ZM242 114L244 115L243 117H244V119L241 117L242 116ZM85 115H86V117H85ZM134 115V116H133ZM137 115V116H136ZM140 115V116H139ZM141 115H142V117H141ZM144 115H146V116H144ZM151 115H152V117L153 118H155V119H152L151 118ZM187 115H190V117L189 116H187ZM195 115H196V117L198 116H200V118H199V123H198V121H196V117H195ZM225 115V116H224ZM230 115V116H229ZM232 115V116H231ZM252 117H251V116ZM2 116V117H1ZM165 116H168V118H166ZM179 116H180V119H179ZM186 116H187V118H186ZM192 116L195 118V120L193 119L192 121L190 120L191 118H192ZM213 116H214V118H213ZM218 117V119H217V117ZM245 116H246V118H245ZM248 116H250V117H248ZM50 117H52V115L50 116ZM85 117V118H84ZM111 117L109 118L110 120H112L111 119ZM119 117V118H118ZM127 117H129V116H127ZM133 117H138L137 119H139V121L142 123V122H144V121H148L149 120V122H150V120H151V123H150V125L152 124V128L153 129H155V130H153L151 127H150V125H147V124H149V123H143V124H141L140 122H138V120H136L135 118L134 119H132ZM140 117L141 118H144V117H146V118H144V119H140ZM147 117H149V118H147ZM182 117V118H181ZM198 117H197V119H198ZM207 117L209 118L208 120H207ZM216 117V118H215ZM219 117H221V118H219ZM228 117V118H227ZM253 117H254V119H253ZM4 118V119H3ZM176 118H178V120L176 119ZM202 118V119H201ZM211 118V119H210ZM226 118V119H225ZM234 118L236 119L235 120V122H233L234 121ZM241 118V119H240ZM249 118V121H246L247 119ZM148 119V120H147ZM164 119V120H163ZM166 119V120H165ZM182 119H184V120H182ZM185 119H186V121L188 120V123L187 122H185ZM206 119V120H205ZM220 119V120H219ZM223 119H224V121H223ZM228 119H229V122H228ZM239 121H238V120ZM253 119V120H252ZM135 120H136V122H135ZM141 120H144V121H141ZM156 120V121H155ZM162 120V121H161ZM184 121V122H181V121ZM190 120V121H189ZM202 122H201V121ZM216 120H218V121H216ZM227 120V121H226ZM242 120V121H241ZM252 120V121H251ZM255 120V121H254ZM6 121V122H5ZM196 121V122H195ZM203 121H205V122H203ZM238 121V122H237ZM241 121V122H240ZM253 122V123H251L250 125L251 126H249V123L248 122ZM264 121V120H263ZM76 122H78V123H76ZM157 122V123H156ZM162 122V123H161ZM171 122V123H170ZM178 124H177V123ZM181 122V123H180ZM212 122V123H211ZM228 122V123H227ZM242 122H244V123H242ZM247 122V123H246ZM258 122H259V120H258ZM2 123V124H1ZM6 123V124H5ZM76 123V124H75ZM111 123H113L112 121H110V124ZM124 123V124H123ZM126 123V124H125ZM156 123V124H155ZM190 123H192V124H190ZM201 123V124H200ZM222 125H221V124ZM235 123H238V126H237V124H235ZM65 124V126H63L64 127V129L66 130L67 129V125H66V123H64ZM78 124V125H77ZM137 124V125H136ZM153 124H155V125H153ZM187 124V125H186ZM198 124V125H197ZM213 126H212V125ZM217 124H218V126H217ZM224 124V125H223ZM243 124H245L244 125V127H242L243 126ZM1 125H3V126H1ZM6 125V126H5ZM137 126V127H139V126H141V127H139V129L141 128V129H145V132H143L144 130H136V128L137 127H134V126ZM209 125H211V126H209ZM215 125H216V127H215ZM220 125H221V127H220ZM234 125V126H233ZM5 126V127H4ZM149 126V127H148ZM155 126H158L157 128H154ZM170 126V128H168ZM209 126V127H208ZM229 126V127H228ZM231 126V127H230ZM249 126V128H246L245 129V127H248ZM8 127V128H7ZM162 127V128H161ZM187 127V128H186ZM189 127V128H188ZM191 127V128H190ZM199 127H201V129H198ZM211 127V128H210ZM219 127V128H218ZM234 127V128H233ZM236 127H241V128H236ZM150 128V129H149ZM158 128H160V130H162L163 131V133H161V132H159V129ZM173 128V129H172ZM192 128L193 129H195V130H192ZM214 128V129H213ZM217 128V129H216ZM221 128V129H220ZM227 128H229V129H227ZM252 130H251V129ZM2 129V130H1ZM138 129V128H137ZM188 129H189V131H188ZM211 129V130H210ZM217 131H216V130ZM220 129V130H219ZM225 131H224V130ZM232 129H235V130H233L232 131ZM242 129L243 130H245V132H247L248 131V129H249V131H248V133H243L242 132ZM258 129H260L259 131V133H255V134H257L258 135V137H257V135L255 136L254 135V133H253V131L254 132H258ZM5 130V131H4ZM25 130V134L23 133V135L24 136H26V134H27V131L28 130H26V128L24 129ZM24 130L22 129V132H24ZM151 130H152V132H151ZM205 130V131H204ZM230 130V131H229ZM134 131V130H133ZM181 131V132H180ZM202 131V132H201ZM211 131H212V133H211ZM213 131H216L215 133L213 132ZM228 133H227V132ZM240 131V132H239ZM251 131V132H250ZM10 132V133H9ZM19 131H17L16 133L19 135V133H18ZM22 132H20L21 134L20 135H22ZM141 132V133H140ZM179 132V133H178ZM185 132H188V134H191V135H188L187 133H185ZM197 132V133H196ZM207 132V133H206ZM220 132V133H219ZM222 132H224V134L222 133ZM135 133V134H136ZM181 133V134H180ZM204 133H206V134H204ZM214 133V134H213ZM235 133V134H234ZM253 133V137H251V134ZM140 134H142V135H140ZM161 134V135H160ZM180 134V135H179ZM188 136H187V135ZM196 134H197V136H196ZM227 134V135H226ZM230 134V135H229ZM243 134V135H242ZM3 135V136H2ZM19 135V136H20ZM156 135H158V137L156 136ZM163 135V136H162ZM184 135V136H183ZM222 136L221 138H220V136ZM242 135V136H241ZM244 135H246V136H244ZM6 136V137H5ZM145 136V137H144ZM153 136H154V138H153ZM157 138H156V137ZM160 136H161V138H160ZM190 136V137H189ZM200 136V137H199ZM210 136V137H209ZM229 136V137H228ZM239 136V137H238ZM240 136L241 137H243V139L242 138H240ZM263 138H262V137ZM196 137L198 138L197 140H196ZM206 137V138H205ZM226 137V138H225ZM231 137V138H230ZM251 137V138H250ZM259 137H261V138H259ZM3 138V139H2ZM143 140V142H142V140ZM144 138V139H143ZM156 138V139H155ZM159 138L161 139V141H158L159 140ZM187 138V139H186ZM234 138V140H232ZM237 138V139H236ZM253 138V139H252ZM256 138H258V139H256ZM135 139V140H136ZM151 139V140H150ZM189 139V140H188ZM222 139V140H221ZM231 139V141H229ZM236 139V140H235ZM248 141H247V140ZM125 139H122V141H124ZM147 140V141H146ZM169 140V141H168ZM225 140V141H224ZM260 140H263V142L262 141H260ZM141 141V142H140ZM145 141V142H144ZM150 141V142H149ZM152 141V142H151ZM189 141V142H188ZM212 141V142H211ZM221 141H223V142H221ZM247 141V142H246ZM250 141H252V142H250ZM148 142V143H147ZM188 142V143H187ZM196 142V143H195ZM235 144H234V143ZM244 142V143H243ZM246 142V143H245ZM141 143V144H140ZM142 143H144V144H142ZM146 143H147V145H146ZM152 143L154 144V145H152ZM164 145H163V144ZM167 143V144H166ZM189 143H191V144H189ZM215 143H216V145H215ZM231 143V144H230ZM233 143V144H232ZM261 143H262V145H261ZM168 144H170V145H168ZM184 144V145H183ZM208 144V145H207ZM241 144V145H240ZM242 144H244V145H242ZM245 144H247V145H245ZM139 145V146H138ZM143 145V146H142ZM152 145V146H151ZM165 146V147H163V146ZM191 147V148H194V150H192L189 146ZM194 145V146H193ZM197 145V146H196ZM198 145H200V146H198ZM207 145V146H206ZM221 145V146H220ZM250 145H253V146H250ZM255 145V146H254ZM257 145H258V147H257ZM141 146H142V149H141ZM170 148H169V147ZM193 146V147H192ZM211 146H212V150H211ZM223 146V147H222ZM225 146H227L226 148H225ZM238 147V150H237V148H236V150H235V147ZM242 146H243V148H242ZM148 147V148H147ZM152 147H155L154 149H153V151L151 150L152 149ZM185 147H186V149H185ZM188 147V148H187ZM208 147V148H207ZM231 149H230V148ZM240 147V148H239ZM251 147V148H250ZM162 148H164V149H162ZM165 148H166V151H164L165 150ZM234 148V149H233ZM244 148H247V149H245V151H244ZM250 148V149H249ZM125 149V150H126ZM140 149L142 150V151H140ZM185 149V150H184ZM202 149V150H201ZM220 149V150H219ZM223 149V150H222ZM249 149V150H248ZM257 149V150H256ZM138 150V149H137ZM147 150V151H146ZM169 150H170V154H168L169 153ZM229 150V151H228ZM251 150V151H250ZM3 151V152H2ZM188 151V152H187ZM192 151V152H191ZM200 151H202V153L200 152ZM205 151V152H204ZM222 151V152H221ZM232 153H231V152ZM238 151V154L236 153V152ZM257 151V152H256ZM261 151V152H260ZM0 152L3 154V153H5V154H3V156H2V154L0 153V169H1V171H0V174L3 172H5L6 174L9 172V174L6 176V174L4 173L3 175L1 174L0 175V177L1 176H3V177H1L0 178V226H2L3 228L1 229V227H0V238H1V240H0V264H7V263H10V264H45V262H43V260H49V261H46L47 263L46 264H53V262H54V264H56V261H53V260H57V259H59L60 258V262L61 261H64L62 264H64V263H66V264H72L73 262L74 263H76V264H92L91 263V261L93 262V259L95 260L96 259V257H97V260L101 257V255L99 254V253H101V251H100V244L99 243H97V246H99V247H97L95 250H93V248H95L94 246L96 245V242H98V229H96L95 227H97L96 225H97V223H98V221L99 220H97V219H100V217H101V214H100V212H98L97 211V209H96V206L98 205L97 203H99L100 202V198L98 197L99 195H97L96 197H95V194H99V193H97V191L95 190L94 191V193H93V195L92 196H94L92 199H90L91 197H89V199L88 200H91L89 203H91V205H93L94 207L92 208L91 207V205H89L88 206V200H87V198H88V193L85 191V190H82V189H86V186H87V183H86V179H84L85 178V176L86 175H83L84 176V178H83V176H82V178L80 179V182H81V180H83V181H85L84 182V184L83 185H85V186H83V185H79L80 187L82 186L83 188H81L80 189V192L78 193V194H80L82 191V193H81V195H79V197H78V199H79V201H78V203H81V205H80V208H81V210H80V208H79V212L77 213V211H76V213H75V215H71L69 212H68V208H67V206H65L66 207V209H65V207L63 206V213H62V215H61V210L60 211H58V214H56L57 212H53V213H55L56 214V216H55V214H50L52 211H50V209L48 208H46L45 210L44 209H42L43 208V206L41 205V203L40 202H38V201H36V199H31V197L30 196H27V198L30 200L31 199V201H28L27 199H26V195H25V193H24V190L20 187V189L19 190H17V194L16 195H14V194H12L11 193V191H12V189L11 188H7V186L8 187H12L11 186V184H10V181H8V178L10 179L11 178V175L13 174V171L10 169V168H8V166H7V164H5V163H7L9 160H11L12 159V156H11V153H8L9 154V156H10V158H9V156H8V154H7V151H5L4 152V150H0ZM152 152H154L153 154H151ZM155 152H156V154H155ZM209 152V153H208ZM211 152V153H210ZM215 152V153H214ZM235 152V153H234ZM244 152V153H243ZM167 153V154H166ZM188 153V154H187ZM190 153H193V154H191V155H193V157L190 155ZM197 153V154H196ZM206 153H208V154H206ZM222 153V154H221ZM227 153L229 154V155H227ZM234 153V154H233ZM241 153V154H240ZM251 153V154H250ZM260 153H261V155H260ZM195 154V155H194ZM214 154H218L217 155V157L216 156H214ZM236 154V155H235ZM144 155H146L145 157H144ZM152 155H153V157H152ZM156 155V156H155ZM190 155V156H189ZM225 155V156H224ZM232 155V156H231ZM243 155V156H242ZM257 155V156H256ZM6 156H8L7 158L9 159H7L6 158ZM165 156H166V158L167 159H165ZM169 156V157H168ZM229 156V157H228ZM259 156H261V157H259ZM263 156V157H262ZM171 157V158H170ZM190 159H189V158ZM207 157V158H206ZM215 157L217 158V159H215ZM228 157V158H227ZM240 157V158H239ZM6 158V160H4ZM150 158V159H149ZM198 158V159H197ZM201 158H205V161H203L204 159H201ZM212 158V159H211ZM225 158V159H224ZM256 158V159H255ZM156 159V160H155ZM168 159H170V160H168ZM192 159V160H191ZM211 159V160H210ZM228 159V160H227ZM260 159V160H259ZM147 160V161H146ZM166 160H168V162L166 161ZM191 160V161H190ZM195 160V161H194ZM197 160H199V161H197ZM214 160V161H213ZM221 161V163H220V161ZM225 160V161H224ZM4 161V162H3ZM159 161H160V163H159ZM172 162V163H171ZM183 162V163H182ZM204 162H205V164H204ZM208 162V163H207ZM214 162V163H213ZM216 162V163H215ZM224 162V163H223ZM229 162V163H228ZM256 164H255V163ZM143 163H145V164H143ZM155 163V164H154ZM165 163V164H164ZM187 165H186V164ZM211 163V164H210ZM220 163V164H219ZM228 163V164H227ZM232 163V164H231ZM2 164H3V166H2ZM199 164V165H198ZM210 164V165H209ZM222 164V165H221ZM224 164V165H223ZM235 164V165H234ZM64 165V164H63ZM155 165V166H154ZM166 165H167V168H163V167H166ZM195 165H197V166H195ZM205 165H207V167L205 166ZM227 167H226V166ZM259 165V166H258ZM2 166V167H1ZM5 166H7V167H5ZM64 166H66V165H64ZM152 166V167H151ZM212 166V167H211ZM218 166H220V167H218ZM231 166V167H230ZM5 167V168H4ZM62 167V166H61ZM152 169H151V168ZM155 167V168H154ZM163 169H161V168ZM202 167H204V170H203V168ZM218 167V168H217ZM255 167H257V168H255ZM259 167V168H258ZM263 167V168H262ZM64 168V167H63ZM220 168V170H217V169H219ZM226 168H231V170L230 169H226ZM260 168H262L261 170H260ZM151 169V170H150ZM154 169V170H153ZM168 169V170H167ZM195 169H196V171H195ZM202 169V170H201ZM215 169V170H214ZM224 169H226V170H224ZM234 169V170H233ZM257 169H258V171H257ZM10 170V171H9ZM159 170H161V172L158 174L157 173V171H159ZM165 170V171H164ZM198 170V171H197ZM209 170V171H208ZM212 170V171H211ZM203 172V173H201V172ZM215 171V172H214ZM219 171V172H218ZM222 171V172H221ZM230 171H233V172H230ZM255 171H257V172H255ZM260 171V172H259ZM162 172H163V174H162ZM177 172V173H176ZM183 172V173H182ZM229 172V173H228ZM12 173V174H11ZM166 173V174H165ZM168 173H171L172 175H170L171 176V179H169L170 178V176L168 175ZM207 173V174H206ZM211 173L214 175V176H212V178H211ZM255 173V174H254ZM258 173V174H257ZM20 174H22L21 172H20ZM152 174V173H151ZM183 175V177H184V179H185V181L187 180V182L185 183V181H184V183L183 182H181V179H183L182 178V175L180 176V178L179 177H177V175ZM219 174V175H218ZM158 175V176H157ZM163 175V176H162ZM166 175V176H165ZM221 175V176H220ZM226 175H228V176H226ZM260 175V176H259ZM6 176V177H5ZM143 176L144 177H146L145 176V174H143ZM148 176V177H149ZM174 176V177H173ZM177 178H176V177ZM193 176V177H192ZM207 176H209V177H207ZM218 176V177H217ZM229 176H231V177H229ZM233 176V177H232ZM258 176V177H257ZM163 177H166V178H163ZM173 177V178H172ZM203 177V178H202ZM222 177V178H221ZM257 177V179L255 180L254 178H256ZM147 178V177H146ZM189 178V179H188ZM1 179L2 180H4V181H1ZM7 179V180H6ZM162 179V180H161ZM173 179V180H172ZM175 179V180H174ZM223 179V180H222ZM227 181H226V180ZM231 179V180H230ZM253 179L255 180V181H253ZM261 179V180H260ZM149 180H151V181H153L154 182V180H152V178L151 179H149ZM250 180V181H249ZM163 181H164V183H163ZM192 181H197L196 183L195 182H193V183H190V182H192ZM201 181H203V183H200ZM237 181V182H236ZM242 181V182H241ZM261 181V182H260ZM263 181V182H262ZM100 182V181H99ZM178 182L180 183V184H178ZM221 182V183H220ZM224 182V183H223ZM227 182H229L228 183V187L226 186L227 185ZM230 182H232V183H230ZM176 183V184H175ZM200 183V184H199ZM209 183V184H208ZM244 183V184H243ZM258 183V184H257ZM262 183H263V185H262ZM79 184V183H78ZM167 184L165 185V187L167 186ZM172 184H174V185H172ZM189 184L190 185H192L191 186V188L193 187L194 188V186L196 187L198 184L200 185V187H203V188H199L198 186V190L195 188V190L196 191H198V192H196L194 189H191L190 190V186H189ZM195 184H197V185H195ZM207 185L208 187H204V186H201V185ZM217 184V185H216ZM221 184V185H220ZM244 186H243V185ZM247 184H250V185H247ZM256 184V185H255ZM223 185V186H222ZM232 185V186H231ZM236 186V189H235V191H233L234 189H232L233 188V186ZM238 185H239V187H238ZM260 185V186H259ZM262 185V186H261ZM64 186V185H63ZM63 186H61L62 188H61V194H63V196H66L65 198L66 199H68V197H69V195L67 194V193H70L69 192V190H66V188H64ZM96 186V185H95ZM99 185H98V181H97V186L96 187H98ZM177 186V187H176ZM189 187V192L191 193H188V187ZM215 186V187H214ZM221 186V187H220ZM226 186V187H225ZM235 186H234V188H235ZM170 187V188H169ZM173 187V188H172ZM179 187V188H178ZM213 187V188H212ZM254 188V190L255 191H257V192H254V190H253V188ZM262 187V188H261ZM64 188V189H63ZM172 188V189H171ZM175 188V189H174ZM185 190H184V189ZM216 188V189H215ZM230 188V189H229ZM250 188V189H249ZM4 189V190H3ZM11 189V190H10ZM95 189H97V188H95ZM177 189V190H176ZM179 189V190H178ZM180 189H183L182 191L180 190ZM203 189H205L204 191H203ZM217 189H218V191H217ZM223 189V190H222ZM232 189V190H231ZM248 189V190H247ZM261 189H263V190H261ZM193 190V191H192ZM222 190V191H221ZM230 192V190L233 192L232 193V195H233V197H231L232 195H230L231 194V192L228 194V196L226 195L227 194V192L228 191ZM238 190H239V192H238ZM67 193H66V192ZM183 191H186V193H188V194H186V196L184 197V195H185V192H183ZM192 191V192H191ZM195 191V193H197V194H195V193H193ZM211 191H213V192H211ZM245 191V192H244ZM259 191V192H258ZM64 192V193H63ZM85 192V193H84ZM96 192V193H95ZM168 192V193H169ZM215 192V193H214ZM222 192V193H221ZM223 192H225V193H223ZM244 192V193H243ZM248 192V194L249 195H247L246 193ZM253 192V193H252ZM21 193V194H20ZM171 193V192H170ZM194 194V196H191V195H193ZM202 193V194H201ZM203 193H205V195L203 196ZM211 193L214 195H211ZM235 193L238 195H235ZM87 194V195H86ZM173 196H175L173 193H171ZM199 194V195H198ZM200 194H201V196H200ZM207 194H210V195H207ZM225 194V196H223V195ZM246 194V195H245ZM254 194H256V195H254ZM23 195V196H22ZM68 195V196H67ZM86 195V196H85ZM171 195V196H172ZM177 195V196H178ZM196 195H197V200L195 199V197H196ZM207 195V196H206ZM215 195L218 197V199H217V197H215ZM176 196V197H177ZM200 196V197H199ZM206 196V197H205ZM220 196V197H219ZM227 196V198H229V200L227 199V200H224L223 202L225 203V204H223V202H222V200H219V199H221V198H223V199H225V197ZM231 198H230V197ZM237 196V198H235ZM243 196V197H242ZM246 196V197H245ZM251 196V197H250ZM253 196H254V198H253ZM87 197V198H86ZM98 197V199H96ZM179 197H177L178 199H179ZM194 199H193V198ZM205 197V200L203 199ZM208 197V199L209 200H211V201H207V198ZM213 197V198H212ZM24 198V199H23ZM76 198V200H77V197H75ZM84 198V199H83ZM212 198V199H211ZM214 198H216V199H214ZM238 198H239V200H238ZM244 198V199H243ZM251 198V199H250ZM8 199V200H7ZM81 199V200H80ZM94 199H96L97 201H95ZM191 199H193V200H191ZM21 200V201H20ZM26 200V201H25ZM185 200V199H184ZM188 200H186V202L185 203H188L187 201ZM214 200V201H213ZM218 200V201H217ZM242 200V201H241ZM33 201V202H32ZM199 203H198V202ZM226 201V202H225ZM230 201V202H229ZM238 201V202H237ZM240 201V202H239ZM253 201V202H252ZM18 204H17V203ZM24 202V203H23ZM29 202V203H28ZM34 203V202H37L35 205L34 204H32V203ZM93 202H95V203H93ZM97 202V203H96ZM210 204L209 206H207V204L208 203ZM212 202V203H211ZM213 202H214V204H213ZM218 202H220V203H218ZM231 202H233L232 204H233V207H231V208H229L230 206H232V205H230V203ZM248 202V203H247ZM251 202V203H250ZM22 203V204H21ZM25 203H27V204H25ZM75 203H77V201H75ZM190 203V204H191ZM216 203V204H215ZM221 203H222V205H221ZM228 203H229V209H227V206H228ZM235 203V204H234ZM242 203V204H241ZM245 203V204H244ZM247 203V204H246ZM260 203V204H259ZM29 204H30V206H29ZM34 206V207H36V208H34L32 205ZM38 204V206H36ZM84 204V205H83ZM87 206H86V205ZM214 206H213V205ZM238 204V205H237ZM257 204V205H256ZM259 204V205H258ZM7 205V206H6ZM14 205V206H13ZM41 205V206H40ZM218 205V206H217ZM235 205H237V207L236 208H238V206H239V208L237 209L238 211H240V213H237V210L235 209ZM240 205H241V208H240ZM245 205H246V207H245ZM251 205V206H250ZM254 205H256L255 207H254ZM26 206V207H25ZM85 206H86V208L87 209H89V207L91 208V209H93V210H91V209H89V211H91V212H89V213H91V217L89 216L90 214H87V215H85L86 213H84V212H86V208H85ZM192 206V205H191ZM200 206H203L204 208H203V214L201 213V211H202V209L201 208H198V207H200ZM209 207V208H211V210L209 209V208H207V207ZM211 206V207H210ZM215 206H217L216 208L217 209H214L215 208ZM220 206V209L221 208H223L220 212H219V209H218V207ZM224 206V207H223ZM243 206V207H242ZM261 206V207H260ZM40 207V208H39ZM42 207V208H41ZM214 207V208H213ZM252 207V208H251ZM253 207L255 208V209H253ZM262 207H263V210H262ZM39 208V209H38ZM85 208V209H84ZM95 208V209H94ZM98 208V207H97ZM207 208V209H206ZM232 208H234V210L232 209ZM250 208V209H249ZM183 209V208H182ZM201 209V210H200ZM209 209V210H208ZM214 209V210H213ZM225 209V210H224ZM231 209V210H230ZM240 209H242V210H240ZM246 209V210H245ZM257 209V210H256ZM261 211H260V210ZM38 212H37V211ZM44 210V211H43ZM188 210V209H187ZM200 212H199V211ZM213 210V211H212ZM215 210H218V212L217 211H215ZM226 210H228L229 212H226ZM28 211L30 212L29 213V215L27 214L28 213ZM46 211V214L44 213ZM49 211V212H48ZM95 211V212H94ZM97 211V212H96ZM176 212V214H177V212L179 211L180 212V208H178V210L176 209L175 210ZM188 211V212H189ZM198 211V214H201V215H204V213H205V215H206V213H207V217H205V218H203L204 216H201V215H197V213H195V212H197ZM207 211H209V212H211L212 211V213L213 214H211V220H210V218L208 219V217H210V214H208V212ZM223 211H225V212H223ZM236 211V213H234L235 214V216H239V218L238 217H235L234 216V214H232L233 212H235ZM243 211V212H242ZM260 211V212H259ZM32 212V213H31ZM48 212V213H47ZM178 212V214H177V216L179 217V219L181 218V221L183 220L182 219V217H181V213H182V210H181V212L179 213ZM254 212V213H253ZM26 213V214H25ZM34 213V214H33ZM43 213V214H42ZM96 213H98V214H96ZM194 213V214H193ZM214 213H218V214H214ZM223 213H226V214H224L223 215ZM227 213H230L229 215L230 216H228V214ZM243 213V214H242ZM253 213V214H252ZM40 214H41V216H40ZM47 214H48V216H47ZM60 214V215H59ZM84 214V215H83ZM94 214H96L97 215V218H96V215H94ZM220 214H222V215H220ZM259 214V215H258ZM42 215H43V217H42ZM47 216V218H48V220H50V222L47 220V218H46V216ZM67 215V216H66ZM70 215V216H69ZM76 215H77V217H76ZM184 215V214H183ZM213 215H214V217H213ZM219 215V216H218ZM228 216V218H227V216ZM251 215V216H250ZM26 216H27V218H26ZM73 216V217H72ZM75 216V217H74ZM85 216V217H84ZM94 216H95V218H94ZM197 216H198V218H197ZM222 216H223V221H224V223H222L224 226H226V225H228L227 226V228H229V229H231V225H233V224H231V223H233V222H236L235 224H237V223H239V225H240V228H238V226L237 225H234V227H235V229L234 230H236V226H237V229L238 230H241L242 228L244 229L245 228V230H247V229H250V230H247V231H245L244 230V232L243 231H240V232H242V233H240L238 230H237V232L235 231V234L237 235H234V234H232L231 232L233 231V233H234V230H226L227 232L229 231L230 232V235H233V237L232 238H234V236H236L234 239H232V240H228V239H231V237L230 236H228L229 235V233H228V235L226 236V238L227 237H229V238H227V240L228 241H226V239H225V235H224V233H223V235L224 236H222V232H225L226 234H227V232L226 231H222V229L223 228H225V227H223V225L220 223V222H222V220L220 221V217L222 218ZM225 216V217H224ZM232 216H233V218H232ZM255 216V217H254ZM258 216H260V217H258ZM38 217V218H37ZM51 217V218H50ZM81 219H80V218ZM217 217V219H214V220H216V223H215V221L213 222V224H212V221H213V218H216ZM219 217V218H218ZM231 217V218H230ZM22 218V219H21ZM75 218V219H74ZM76 218H77V220H76ZM86 218H87V220H86ZM89 218V219H88ZM94 219V220H92V219ZM175 218V217H174ZM208 219V221L206 220L205 221V223L206 224H204L203 222H200V221H203V220H205V219ZM240 218L243 220V221H241L240 220ZM26 219V220H25ZM53 219H55V220H53ZM85 220V222H84V220ZM91 219V220H90ZM176 219V218H175ZM224 219H227V220H229L230 219V221H232V222H230V223H228L227 222V220H224ZM232 219H235V220H232ZM237 219H239V220H237ZM8 220V221H7ZM25 220V221H24ZM45 220H47V221H45L46 223L47 222H49V223H45L44 221ZM63 220V221H62ZM177 220V219H176ZM198 221L197 223L195 222V221ZM211 221V224H212V227H213V229L214 228H217L218 227V230H220V231H214L212 228L210 229L209 227H211L210 226V221ZM19 221V222H18ZM24 221V222H23ZM74 221V222H73ZM76 221H77V223H76ZM86 221H88V222H86ZM89 221H91L90 222V226H88V223H89ZM219 221V223L222 225V227L221 226H219V223H217ZM241 221V222H240ZM34 222V223H33ZM63 222V223H62ZM67 222H68V224L70 223V226L69 225H67ZM72 222V223H71ZM79 222V223H78ZM81 222V223H80ZM96 223V224H93V223ZM194 222V223H193ZM200 222V223H199ZM228 223V224H225V223ZM245 222V223H244ZM247 222V223H246ZM14 223V224H13ZM18 223V224H17ZM39 223V224H38ZM57 223H59V225L60 226H58V224ZM184 223V222H183ZM195 223H196V226H195ZM203 225H202V224ZM207 223H209V227H208V224ZM28 224V225H27ZM31 224V225H30ZM43 224V225H42ZM75 224H76V226H75ZM83 224V225H82ZM91 224H93V227H92V225ZM185 224H186V221H185ZM215 224H218V225H215ZM242 224H244V225H242ZM256 224V225H255ZM8 225V226H7ZM46 225V226H45ZM49 225H51L50 226V228H49ZM55 225V226H54ZM66 225H67V227H66ZM184 225V224H183ZM200 225V226H199ZM205 225H207V226H205ZM11 226V227H10ZM37 226V227H36ZM48 226V227H47ZM54 226V227H53ZM68 226H69V228H68ZM72 226V227H71ZM205 226V227H204ZM216 226V227H215ZM230 226V227H229ZM251 226V227H250ZM4 227H5V229H4ZM30 227H31V229H30ZM52 227V228H51ZM87 227H90L86 232V234H87V236L86 235H84L85 234V230H86V228ZM184 227V226H183ZM182 227V228H183ZM186 228H189V230H191V231H194L192 228H191V226L189 225V222H188V224L185 226ZM203 227V228H202ZM233 227V228H234ZM54 228H55V232H54ZM66 230H65V229ZM68 228V229H67ZM81 228H82V230H81ZM92 228V229H91ZM98 228V227H97ZM186 228H185V230H186ZM191 228V229H190ZM205 228V229H204ZM232 228V229H233ZM247 228V229H246ZM257 228V230L259 231H256L255 229ZM4 229V230H3ZM7 229V230H6ZM11 229V230H10ZM49 229H51L50 231H49ZM60 229V230H59ZM72 229V230H71ZM94 229V230H93ZM184 229V228H183ZM201 229H204V230H202L201 231ZM209 229H210V231H213L214 232V234H212L213 232H209ZM242 229V230H243ZM42 230V231H41ZM74 230V231H73ZM97 230V231H96ZM185 230H184V232H185ZM189 230L187 229L186 231H188L189 232ZM216 230V229H215ZM261 230H263V231H261ZM45 231V232H44ZM53 231V232H52ZM57 231V232H56ZM72 233H71V232ZM89 231V232H88ZM190 231V232H191ZM205 231H207V232H209L208 234H209V236H208V234L207 235H205L204 233H207V232H205ZM28 232V233H27ZM30 232V233H29ZM44 232V233H43ZM51 232V233H50ZM68 232V233H67ZM74 232H76L75 234H74ZM93 232V233H92ZM97 233V234H94V233ZM238 232H239V234H240V238L238 237ZM246 232H248V233H246ZM255 233V235L253 236V234ZM4 233V234H3ZM58 233V234H57ZM80 235H79V234ZM90 233V234H89ZM92 233V234H91ZM182 233H183V230H182ZM217 233V234H216ZM218 233H221V238L219 237V234ZM245 234V238L243 237L242 238V236H244V234ZM261 233V234H260ZM30 234V235H29ZM56 234V235H55ZM200 234H204V235H200ZM243 234V235H242ZM247 234V235H246ZM251 234H252V238H251ZM258 234H260V236L258 235ZM59 235V236H58ZM61 235V236H60ZM71 235V236H70ZM74 235H77L78 237H79V239H78V237L77 236H74ZM97 235V236H96ZM213 235V236H212ZM215 235L217 236V238L215 237ZM36 236V237H35ZM49 236V237H48ZM55 236H56V238H55ZM83 236V237H82ZM91 236V237H90ZM96 238H95V237ZM206 236V237H205ZM212 236V237H211ZM6 237H8V238H6ZM43 237V238H42ZM49 239H48V238ZM52 237H54V238H52ZM65 239H64V238ZM69 237V238H68ZM211 237V238H210ZM219 237V238H218ZM224 237V239H222ZM31 238V239H30ZM60 238H61V241H62V243H61V241H60ZM73 238V239H72ZM78 240H77V239ZM84 238V239H83ZM90 238V239H89ZM92 238H94L95 239V241L92 239ZM214 240H213V239ZM256 238V239H255ZM260 238V239H259ZM263 238V239H262ZM54 241H53V240ZM63 239V240H62ZM67 239V240H66ZM70 241H69V240ZM76 239V240H75ZM88 239V240H87ZM211 239H212V241H211ZM218 239H220V240H222V241H225L224 243H225V245L223 244V242L222 241H220V240H218ZM248 239H247V241L246 242H249V243H251L250 245L252 246H250V245H247L246 243H243V246H244V244L245 245H247V246H250L248 249H249V252H247L246 251V254H250L251 255V252L252 253H256L257 252V249L259 248V247H262V245L261 246H258L257 244H256V241H248ZM6 240V241H5ZM83 240V241H82ZM91 240V241H90ZM218 240V241H217ZM234 240V241H235ZM2 241H3V243H2ZM11 241V242H10ZM14 241V242H13ZM16 241V242H15ZM65 241V242H64ZM69 241V243H67ZM74 241L76 242V243H74ZM81 241V243H79ZM85 241V242H84ZM90 241V242H89ZM94 242V244H93V242ZM215 241V242H214ZM217 241V242H216ZM260 241V242H259ZM36 242V243H35ZM54 242H55V245H54ZM63 242L65 243V245L63 246ZM214 242V244H216V243H218V244H222V245H215L214 246V244H212L213 245V247H212V245H211V243H213ZM253 242H255V243H253ZM70 243H71V245H70ZM73 243V244H72ZM87 243H88V245H87ZM91 243V244H90ZM200 243V242H199ZM53 244V245H52ZM68 244V245H67ZM93 244V245H92ZM99 244V245H98ZM228 246H227V245ZM239 245L241 244V242L240 243H238ZM253 244V245H252ZM255 244L257 245V247L255 246ZM39 245V246H38ZM43 245H44V247H43ZM242 245V244H241ZM55 246H57L58 247V249L55 247ZM75 246H76V248H75ZM78 246V247H77ZM84 246V247H83ZM87 246H89V247H87ZM208 246L209 247H211V248H208ZM218 246L220 247L219 249H217L218 248ZM221 246H222V248H221ZM223 246H225V247H223ZM253 246L254 247H256V252H255V248H253ZM264 246V245H263ZM43 247V248H42ZM61 247H63V249L62 250H65L64 248H67L66 250H65V252L64 251H61ZM70 247H72V248H75V249H73L72 250V248H70ZM84 248V249H82V248ZM46 248V249H45ZM53 248H56V249H53ZM88 248H90V249H88ZM216 248V249H215ZM244 247H242V249H243ZM245 248H247L246 246H245ZM251 248H252V250L253 251H251ZM53 249V250H52ZM70 249L72 250V251H74L75 250V252L77 253V256H76V253H74L73 254V252H70ZM81 249V250H80ZM226 249L229 251H226ZM242 249H240V251H239V253L241 252V250ZM15 250H16V252H15ZM90 250H93L94 252L96 251L97 252V254H96V252H95V255H93L92 253H93V251H90ZM244 250V252H245V250H247V249H243ZM242 250V251H243ZM259 250H261V251H263L264 250V247H262L261 249L259 248ZM258 250V252H257V255L259 254V256L261 255H263V254H261L260 253V251ZM5 251V252H4ZM53 251L54 252H58V253H60V254H57V255H60L61 257H68V258H70L71 257V255H73V257H71V259H66L67 261H65L64 260V258L62 259L60 256H58L57 257V259H51V258H56L55 256H57L56 255V253H54V255H53ZM77 251H79V253L77 252ZM85 251H87V252H85ZM99 251V252H98ZM228 252V253H226V252ZM237 252H238V250H236ZM63 252H64V254H63ZM68 253V255H67V253ZM70 252V253H69ZM46 253V254H45ZM49 253V254H48ZM50 253H51V255H53V256H50ZM66 253V254H65ZM89 253H91V254H89ZM215 253H216V255H215ZM222 253H221V257L223 258V256H222ZM35 254V255H34ZM70 254V255H69ZM86 254V255H85ZM245 254V253H244ZM245 254V255H246ZM248 254V255H249ZM23 255V256H22ZM26 255V256H25ZM43 255V256H42ZM47 255V256H46ZM92 255V256H91ZM98 255H100V256H98ZM242 255V252H241V254H240V256ZM248 256L249 258L250 257H255V255L254 254H252V255H254V256ZM50 256V257H49ZM70 256V257H69ZM85 256H87V257H85ZM92 257V258H90V257ZM22 257V258H21ZM44 257V259L42 260V258ZM48 257V258H47ZM80 257V258H79ZM94 257V258H93ZM217 257V258H216ZM257 257V256H256ZM28 260H27V259ZM39 258H40V261H39ZM46 258V259H45ZM73 258V259H72ZM78 258V259H77ZM88 258H90L89 260L90 261H87L88 260ZM224 258H227V256H224ZM224 258L223 259H220V261L221 262H223V261H226L227 259H225L224 260ZM262 258V257H261ZM51 259V260H50ZM264 259V258H263ZM263 259H262V263H261V261H260V263H259V261H257V260H261V259H259V257L258 258H256V259H252V260H250V261H252V263H254L253 262V260L254 261H257V264H263ZM21 260H22V262H21ZM76 260V261H75ZM84 260V261H83ZM99 260H101V258L99 259ZM42 261V262H41ZM58 261V260H57ZM58 261V262H59ZM250 261H247V263L249 262V264H252V263H250ZM15 262V263H14ZM68 262V263H67ZM84 262V263H83ZM96 260H95V262H93L94 264H96ZM60 263V264H61ZM73 263V264H74ZM102 263V261L101 262H97V264H101ZM224 263H226V262H224ZM219 264V263H218ZM221 264H223V263H221ZM254 264H256V263H254Z\"/></svg>",
    "mask_w": 264,
    "mask_h": 264
}]
</instances>
